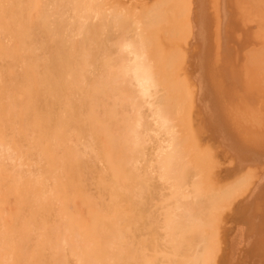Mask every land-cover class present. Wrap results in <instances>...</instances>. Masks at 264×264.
Listing matches in <instances>:
<instances>
[{"label": "rangeland", "instance_id": "rangeland-1", "mask_svg": "<svg viewBox=\"0 0 264 264\" xmlns=\"http://www.w3.org/2000/svg\"><path fill=\"white\" fill-rule=\"evenodd\" d=\"M48 1V5L46 4V7H48V9H49V7H51L50 5H51V2L49 1V0H47ZM61 2H59V6H57V0L55 1L56 2V4H55V2H53L58 8H54V6H52L51 8H52V13H53V16L55 17V21L56 20H58L57 22L58 23H56L58 26V29H59V26L62 24V26H64L63 25V23H61V21L63 20V19H66V21L67 22H71L72 24H76L77 26H74V25H71V23H69V32L68 31H64L65 30V26H64V30L63 29H59V30H57L56 31V29L54 30V33L53 32H51V30H49V29H47L48 28V24H46V23H48V15H50V13L49 14H47V17H46V19H47V22H46V20H45V23H44V28H45V30H44V32H45V34H47V30H48V32L50 33V35L49 34H47V35H43V37H47L46 39H44L45 41H44V44L46 45V47L45 46H43L42 48H46V50H44V52L45 53H47V55H52V54H54V56L55 55H57L58 54V52L60 51V53L57 55V56H60L61 55V57H63V60H64V58L66 57V60H64L63 61V63H72V64H74L77 68H79L80 69V66H81V68L83 69V65H84V63H86L87 64V62H90V63H88V66L90 67L91 66V64H92V67H94V69H92V67H88L86 64H85V67H84V69L85 70H87L88 68V72L90 73H85L84 72V74L87 76H85L84 77V75H83V80H82V82H85V84H86V89H87V92L86 93H88V92H90V93H88V95H89V98L91 99L90 100V113H91V116H90V128H91V136H92V138H91V140L93 139V141H95V143L93 142V141H91V153L93 154V155H95L94 157H96L95 158V160H94V158H93V161H92V163L94 162L95 163V165L94 164H92L91 163V165H92V170H93V173H95L94 174V176L96 177V176H105L106 178H108V180H110V181H108L106 178V181H107V184L109 185V186H111V188H112V185H113V183L115 182L114 181V177L115 176H117V177H120L121 179H119V181H120V185H119V189L117 190L118 192H120V194H122V192L123 193H125L124 195L122 194L121 195V198L123 199V201H124V203H126V204H124L123 202H122V205H123V210H124V216H123V240H124V245L126 246L125 247V249H127L128 251H126L127 253H130V254H128V255H126V258L128 259V262L130 263V257L131 256H135V257H138L139 258V263H141V264H175V263H178L177 261H179V263L181 262V261H185V262H188V263H195V264H199V263H201V262H199L200 260H202V259H205V262H204V264H213V260H214V263L216 264V262H217V264H218V262H219V264H225L226 263V261H227V264H229V263H231V264H234V263H232V261L230 262V258L232 259V257H230L229 258V260H228V257H226V254H228L227 256H232V254H234L235 252H233V246L235 247L234 248V250L236 251V249L238 250L239 249V252H243V251H240V248H242V244H244L243 246H244V248L243 249H245V251L247 252V250H246V248H247V246L248 245H250V250H251V248L252 249H256L257 247H259V245L256 247L255 245H256V243H261L262 242V244H263V239H264V234H262V237H263V241L261 240V230H260V228H262V227H257L256 225V223L258 222L259 223V226H261V223H263L264 224V222H262V221H264V219H262V221H258V220H256L254 223L256 224V225H252V226H254V227H257L258 228V231L256 230V231H253L254 230V227H253V229H250V230H252V232L253 233H250V234H253V240L255 241V240H257V239H254V236H256V238H260V240L261 241H256V243L255 244H253V242L254 241H252L251 239H252V236H250V235H248L247 236V234L249 233V231H247V228H251L252 226L250 225V224H248V226H246V223L248 222V221H246V217H249V216H247V215H245V217H244V214H245V212L248 210V209H250V208H246L245 206H248V205H245L244 206V204L245 203H247V204H249L248 202H250L249 200H250V195H251V197L252 196H254V193H257L258 195H259V193H260V195H259V197H258V200H259V198H264V195H263V197H262V193H264V191L262 190L264 187L263 186H261L262 187V189H259V188H261L259 185H264V170H263V167H264V151H262L261 150V152H263L262 154H263V156H261V157H259V156H257L259 153H260V151H259V153H255V155H256V157H255V155H254V152H252V150H249V151H247L248 149L246 148L245 149V145H248L249 146V144H251V146L253 147V148H255L258 144L257 143H262L261 145H259V146H261V148H263V150H264V146H263V142H264V138L263 139H261L262 137H264V134H262V135H260L259 137H261V138H259L256 134H254V132H253V130H255V125H257V129L256 130H258L257 132L260 134V129H262L261 128V126H262V124L261 123H263V118H264V114H262V113H264L263 112V110L262 109H264L263 108V105H264V97L263 96H259V94L257 95L256 94V97L257 98H259V97H261L260 99H262V100H258V101H256V102H259L257 105H256V103H255V100H254V103H255V106H250L249 104H248V102L250 101L251 102V100H249L248 102H246V96H248V99H249V95H251V93L252 94H254L255 95V89L256 90H260L261 91V94L263 93V91H262V89H264V78H262V77H264V47H262V46H260V45H262V44H260V43H262V42H258L259 40L258 39H260L261 41L263 40V39H261V36L262 35H260L261 34V32L262 33H264V21L262 20H260L261 22H259V19H260V16H258L255 12H256V10H255V7L253 6V3L251 2V0H235V1H233V0H223L222 2H224L222 5L224 6V4H225V7H228V5L230 6V8H225V7H223V9H224V15L226 16V17H228V18H226V20H225V24L223 25V28L224 29H222V28H219L218 26H219V24H218V22L220 21L221 22V24H223L222 23V20L220 19V20H218V13H220L219 11L217 12V7L218 6H220L221 5V1L219 2L218 1V3H220V5L217 3V0H214L213 2H215V3H213V2H211L212 3V5H211V8L214 6V7H216L215 9V11L217 12V14L216 15H213L214 17H212L213 19H215V21H212L213 19L212 18H209V17H211L210 15L212 14V13H214L215 11H213L212 12V10H214V9H211V8H208V7H210V5L209 6H207L208 4V2H209V4H210V0H203V1H201V0H198V2H197V0H189V2H188V0H185V1H183V0H167L168 2H169V4L170 5H168V3H166L165 5H164V0L162 1V0H154L155 2H157V3H155L153 0H151V1H153V2H149L148 1V6H146V2H145V0H89V4H88V14L86 13V15H87V21H88V24L89 25H93L92 27L90 26V28H91V30H90V28L87 26V25H81V21H80V19H81V15L79 16L78 15V9L81 7L80 5H84V4H75L73 1H72V4H71V0H60ZM127 1V2H126ZM134 1H136V3L134 2ZM142 2L141 4L139 3V2ZM143 1L145 2V3H143ZM159 1H161V2H159ZM166 1V0H165ZM191 1H192V3H191ZM193 1H196V2H193ZM205 1V2H204ZM212 1V0H211ZM230 3V1H232V2H235V4H238V6H239V4H241L240 6L242 7L243 5H245V6H247V7H245V6H243L244 7V9H245V14H247V17H248V13L250 12V14L249 15H251V18L254 20V18H253V15L254 16H256L257 18L256 19H258V22H257V20L255 19L254 21H252L251 22V20L249 21L250 23H252V24H249V23H247L246 25L245 24H242V23H245L243 20H246V19H249V18H246V15L243 13H241V11H239L241 14H242V17L243 16H245L244 17V19L241 17V15L239 16V13L238 14H236V9H237V5H234L233 6V3H228V2ZM68 2H70V3H68ZM104 2V3H103ZM117 2V3H116ZM186 2H188V3H186ZM238 2V3H237ZM243 2V3H242ZM52 3V4H53ZM60 3L61 4H63L64 5V9L63 8H61L60 7ZM65 3H67V4H65ZM131 3V4H130ZM138 3V4H137ZM151 3H153V5H150L149 6V4H151ZM178 3V4H177ZM189 3H191L190 5H189ZM195 3H196V9L194 8H192L191 9V6L192 7H194L195 6ZM25 4L29 7V8H32V7H35V8H39L40 6H41V4H42V1L41 0H35L33 3H32V0H28V1H25ZM70 4L71 5H74L75 6V10L74 9H71L72 7H74V6H70ZM120 4V5H119ZM135 4V5H134ZM143 4H145V6L143 5ZM158 6H157V5ZM200 4H201V6H200ZM232 4V5H231ZM247 4V5H246ZM115 5V6H114ZM138 5V6H137ZM142 5V7H146L145 9L144 8H142V7H140ZM154 5H156V6H154ZM162 5H164V6H162ZM166 5H168V7H166V9H165V6ZM190 7H189V6ZM194 5V6H193ZM221 5V6H222ZM62 6V5H61ZM68 6V7H67ZM76 6H78V7H76ZM80 6V7H79ZM127 6H129V7H127ZM151 6H154L153 8L151 7ZM178 6V7H177ZM180 6V7H179ZM186 6H187V10L185 9L186 8ZM207 6V10L205 9V7ZM220 6V7H221ZM63 7V6H62ZM68 9H67V8ZM148 7H149V9H148ZM162 7H163V10H164V12H163V10H162ZM182 7V8H181ZM200 7V8H199ZM213 7V8H214ZM220 7H218V8H220ZM232 7H234V8H232ZM63 9V10H60V9ZM78 8V9H77ZM111 8V9H110ZM158 9V8H161L160 9V11L158 12V13H156V11H158V10H155V9ZM183 8H184V10H183ZM188 8H190L191 10H192V14H189V11L191 12V10L190 9H188ZM198 8V9H197ZM204 8V9H203ZM231 8H232V10H231ZM250 10H249V9ZM48 9H47V11H48ZM73 10V13H69V11L68 10ZM136 9V10H135ZM139 9V10H138ZM143 9V10H142ZM208 9H210L209 11H210V13L211 14H209V11H208ZM226 9H229V10H226ZM234 9V10H233ZM239 9V8H238ZM60 10V11H59ZM107 10V11H106ZM109 10H111L110 12H108ZM161 10H162V12H161ZM176 10V11H175ZM197 10V11H196ZM200 10H203V11H200V14H199V11ZM219 10H221V9H219ZM240 10V9H239ZM249 10V11H248ZM61 11H63V14H60L61 13ZM64 11L66 12V13H64ZM77 11V12H76ZM120 12V14H119V12ZM122 11H123V13H122ZM132 11V12H131ZM147 11V12H146ZM153 11H154V13H153ZM181 11H182V13H181ZM183 11L185 12H188V15H187V13L185 12V14L183 13ZM195 11V12H194ZM208 11V12H207ZM230 11H234L233 13L235 14V15H238V17L237 16H235L232 12H230ZM255 11V12H254ZM59 12V13H58ZM71 12V11H70ZM107 12V13H106ZM132 14H131V13ZM146 12V13H145ZM152 12V13H151ZM160 12H161V14L163 15L162 17L164 18V19H162V17L160 16L161 14H160ZM166 12V13H165ZM194 12V13H193ZM197 12V13H196ZM221 12H223V11H221ZM227 12V13H226ZM248 12V13H247ZM253 12V13H252ZM116 13H117V15H116ZM127 13V14H126ZM136 15H135V14ZM140 13H145V16H143V15H141ZM156 13V14H155ZM180 13V14H179ZM203 13H205V15L203 14ZM228 13H232L233 14V16H232V14H228ZM252 13V14H251ZM54 14H56V15H54ZM62 15V18H61V20H59L58 19V17H59V15ZM79 14H82V13H79ZM91 14H92V16H91ZM93 14H94V16H93ZM98 14H100V15H98ZM112 14V15H111ZM131 14V15H130ZM149 14V15H148ZM151 14V15H150ZM154 14L155 15H159L158 17H160L161 19L159 20V18L157 17V19L158 20H154L155 19V17H154ZM165 14H168V15H166L165 16ZM178 14H179V18H187L188 16V18H190L191 20H192V24L189 22L190 20L187 18V20H189L188 22L186 21V20H184V22H183V19L180 21V19H177L178 18ZM196 16H195V15ZM200 15V17H199V15ZM202 14V15H201ZM208 14V15H207ZM215 14V13H214ZM221 14V13H220ZM220 14H219V16H220ZM63 15H65V16H63ZM74 15V16H73ZM83 15V14H82ZM113 15H114V17L116 18V20L117 21H115V18L113 17ZM135 15V16H134ZM139 16V17H136V16ZM170 15V16H169ZM177 15V16H176ZM182 17H181V16ZM191 15H193V17H191ZM56 16H58V17H56ZM77 16H79L80 17V19L78 20L76 17ZM84 17H85V15H83ZM109 16V17H108ZM114 18H112V17ZM123 16V17H122ZM140 16H141V19H140ZM146 16H148V17H146ZM169 16V17H168ZM172 16V17H171ZM176 16V17H175ZM186 16V17H185ZM202 16V17H201ZM215 16H216V18H215ZM232 16V18H230V17ZM61 17V16H60ZM59 17V18H60ZM91 17V18H90ZM94 17H96V18H94ZM104 17V18H103ZM120 17H122L123 19H124V21H122L123 19L122 18H120ZM176 19H175V18ZM196 17H197V20L201 23L200 25H202L203 27H202V30L201 31H203V32H200L201 34H203V36L204 37H202L201 36V34H200V36L202 37V39H203V41L201 42L200 41V38L201 37H198L199 36V34H197V32L195 31L196 29H197V31H199V29H201V27H200V25H198V21L196 20ZM198 17L200 18V19H202V22L198 19ZM221 17V16H220ZM241 18V23H239L240 21V18L239 19H237V18ZM95 20H94V19ZM97 18H99V20L97 19ZM110 18L111 20H109V22L107 21L108 19ZM119 18L121 19V20H119ZM131 18V19H130ZM142 18H144V20L142 19ZM148 18H149V20H148ZM166 18V19H165ZM173 18V19H172ZM207 18V19H206ZM235 18V19H234ZM263 18V17H262ZM71 21H70V20ZM84 19V18H83ZM92 19V20H91ZM101 19V20H100ZM133 19V20H132ZM134 19H135V21H134ZM140 21H139V20ZM193 19H195L194 21H193ZM235 20V22H231V21H234ZM78 20V21H77ZM102 20H104V21H102ZM126 20V21H125ZM176 20V21H175ZM224 20V19H223ZM231 20V21H230ZM236 20L237 21H239V22H236ZM72 21H75V22H72ZM94 21H95V24H94ZM97 21V22H96ZM129 21H131V22H129ZM138 21H139V23H138ZM149 21V22H148ZM156 21V22H155ZM157 21L159 22L160 21V23H157ZM207 21V22H206ZM228 21V22H227ZM248 20H246V22H247ZM256 21V22H255ZM38 22H39V20L36 22V24H37V26L33 23V20L32 21H29V23L27 24V30H28V33L29 34H34L36 31H37V29L38 28H40V26L38 25ZM105 22V23H104ZM117 22H118V24H117ZM122 22H123V24H122ZM129 22V23H128ZM142 22V23H141ZM165 23V25H163V24H161V23ZM167 22V23H166ZM175 22V23H174ZM177 22H179V23H177ZM197 22V23H196ZM209 22H211V23H209ZM217 22V23H216ZM263 22V23H262ZM92 23V24H91ZM104 25H103V24ZM113 25H112V24ZM116 23V25L114 26V24ZM131 23V24H130ZM133 23V24H132ZM141 23V24H140ZM173 23L175 24V26L173 25ZM180 23H184L183 25H177V24H180ZM189 23V24H188ZM208 24L207 26L205 25V24ZM212 23H214V25H215V23L217 24V26L216 27H214L213 26V24ZM226 23H227V25H226ZM231 23V24H230ZM233 23V24H232ZM242 24V27H240V25ZM258 23H260V24H258ZM79 24V25H78ZM86 24V23H85ZM106 24V25H105ZM127 24V25H126ZM158 26H157V25ZM163 25V26H161V25ZM168 24H169V26H168ZM185 24L188 26V25H190L191 24V26L193 27L194 25V28L193 29H190V31H192V33L193 34H191V32L189 31H187V32H185L187 29H188V27H190V26H185ZM221 24H220V27H221ZM231 25L230 27H229V25ZM237 24H238V26H239V28H238V26H237ZM257 25V27H256V25ZM97 27L98 25V27L99 28H101V26H102V29H100V30H97L96 31V29H98V27L96 28L95 26ZM118 25H120V27L118 26ZM129 25H130V27H129ZM134 25V26H133ZM142 25V26H141ZM155 25V26H154ZM167 25V26H166ZM197 25L200 27V28H198L197 27ZM225 25H226V27H225ZM232 25H234L235 27H233V28H231L232 27ZM248 25V26H247ZM251 25H254V26H251ZM62 26H60V28L62 27ZM106 28H105V27ZM111 26V27H110ZM114 26V27H113ZM123 26V27H122ZM125 26H127V28L125 27ZM132 26V27H131ZM145 26V27H144ZM174 26V27H173ZM182 26H184L185 28H183ZM206 26V27H205ZM227 26L229 27V28H227ZM260 26V27H259ZM82 27L84 28H88L87 29V31H84L85 30V28L84 29H82ZM113 27V28H112ZM116 27V28H115ZM118 27L122 30V29H124V30H122V32H121V30L120 29H118ZM129 27V28H128ZM160 27V28H159ZM176 27V28H175ZM178 27V28H177ZM210 27V28H209ZM244 27H245V29H244ZM248 27V28H247ZM251 27H252V29H251ZM78 28V30L76 31L75 29H77ZM79 28L81 29L80 31H81V33L83 34V35H81V33H79V35L80 36H82L80 39L78 38V36H77V33L79 32ZM96 28V29H95ZM103 28H105V30L103 29ZM110 28V29H109ZM135 28V29H134ZM140 28H144V29H140ZM158 28V29H157ZM181 28H183V29H181ZM207 28V29H206ZM227 28V29H226ZM231 28V29H230ZM250 28V29H249ZM254 28V29H253ZM255 28H257V29H255ZM259 28L261 29V30H259ZM67 29V28H66ZM67 29V30H68ZM107 29H109V30H107ZM115 29V30H114ZM126 29H128V30H126ZM134 29V30H133ZM167 29V30H166ZM184 29H186L185 31H184ZM212 29H213V31H212ZM215 29V30H214ZM216 29H218V30H216ZM229 29V30H228ZM237 29H238V31H237ZM247 29H249V30H247ZM60 30H62L63 31V33H62V31H60ZM72 30V31H71ZM91 31V35H90V31ZM104 30V31H103ZM112 30V31H111ZM115 32H114V31ZM182 30V31H181ZM194 30V31H193ZM207 30V31H206ZM222 30V34H221V32H219V31H221ZM236 30V31H235ZM240 30H243V32L244 31H246V33L244 32H239ZM251 30H253V31H251ZM255 30V31H254ZM257 30V31H256ZM58 31H59V33H58ZM71 31V32H70ZM97 32V34H96V32ZM99 31V32H98ZM102 32V34H101V32ZM107 31V32H106ZM108 31H109V33H108ZM119 31V32H118ZM125 31H126V33H125ZM128 31H129V34H127L128 33ZM138 31V32H137ZM157 31V33H155ZM185 33H184V32ZM219 32V34H220V36H223V39L221 40V41H219V39H218V37H219V35H218V33L217 32ZM230 31L232 32V33H230ZM236 32V33H233V32ZM256 32V33H258L257 35H256V33L255 34H252V35H254V36H249V35H251L250 34V32ZM260 33H259V32ZM64 32H66V34L64 33ZM75 34H73V33ZM85 32H87V33H85ZM89 32V33H88ZM105 32V33H104ZM121 32V33H120ZM211 32H214V33H211ZM228 32L230 33L229 35L230 36H232V38H234V40L228 35ZM55 33H57V35L55 34ZM61 33V34H60ZM93 33H94V35H93ZM100 33V34H99ZM106 33H108V34H106ZM111 33V34H110ZM113 33V34H112ZM118 33V34H117ZM123 33V34H122ZM146 35H145V34ZM152 33V34H151ZM170 33H171V35L174 37H172L171 38V36H169L170 35ZM186 33H190L189 35L187 34V35H184V34H186ZM226 33V34H225ZM239 33H243V34H246V36H245V38L242 40V34H239ZM247 33H249V35L247 34ZM52 34V35H51ZM59 34V35H58ZM63 34H65V35H63ZM68 34H70V36L72 37V38H70V36L68 35ZM71 34H73V35H71ZM88 34V35H87ZM99 34V35H98ZM107 35V37L108 38H106L105 39V35ZM117 34V36L116 37H114L113 38V35L115 36ZM131 34H133V35H131ZM175 34L177 35V37H175ZM206 34V35H205ZM217 34V35H216ZM55 35V37H53ZM85 35V36H84ZM90 35V36H89ZM100 35H103V36H101L100 37V39H101V41H99L98 39H99V36ZM109 35V36H108ZM112 35V37L111 38H113L114 39V41L110 38V36ZM119 35H120V37L121 38H119ZM122 35V36H121ZM124 35V36H123ZM128 35H131V36H128ZM197 35V36H196ZM208 35V36H207ZM216 35V39H215V37L213 38V36H215ZM229 36V38H228V36ZM239 35H241L240 37H239V39H240V41H239V39H238V36ZM259 35H260V38H259ZM50 36H52L53 38H50ZM87 36V37H86ZM133 36L135 37V38H133ZM137 36V37H136ZM150 36H152L151 37V39H150ZM169 36V37H168ZM186 36L188 37V36H190L191 38H190V41H192L191 39H192V37L194 38V42H196L197 40V42L195 43L196 44V46H194L193 45V47H195V48H197V47H199V49L197 48L196 50L192 47V46H190V44H191V42L189 43V42H187V41H189V37H188V39H186ZM235 36V37H234ZM244 36V35H243ZM250 38V39H248V37ZM255 36H258L257 38L255 37ZM61 37L63 38V40L61 39ZM103 37V38H102ZM125 37H126V39H125ZM131 37V38H130ZM149 37V38H148ZM197 37H198V39H197ZM207 37H209V38H207ZM246 37H247V39L248 40H246ZM252 37V38H251ZM255 38V40L257 39L258 41H255L254 40V38ZM263 37V36H262ZM49 38V39H48ZM59 38V39H58ZM69 38V39H68ZM87 38V39H86ZM90 38H91V40H90ZM93 38V39H92ZM109 38L111 39L110 41H108L109 40ZM137 38V39H136ZM146 38H148V39H146ZM176 38V39H175ZM178 38V39H177ZM211 38H213V39H211ZM220 39L222 38V37H219ZM236 38L238 39V40H236ZM264 38V37H263ZM64 39H65V42H64ZM74 39H76V40H74ZM81 39H82V41H81ZM83 39H85V40H87V42L86 41H84ZM104 39V40H103ZM129 39H130V41H132V42H130L129 41ZM140 39V40H139ZM184 39H186V40H184ZM201 39V40H202ZM218 39V40H217ZM231 39V40H230ZM253 39V40H252ZM50 40V41H49ZM60 42V40H62V42H60L59 43V45H56V44H58V42ZM74 40V41H73ZM93 41V42H90V41ZM106 40V41H105ZM127 42H126V41ZM135 40V42H133ZM148 40V41H147ZM161 40V41H160ZM183 40H184V43L185 42H187V43H185V45L187 44L188 45V48L189 49H187V51L188 50H190L191 51V53H192V48H193V50H195V51H197L196 53L194 52L193 53V55L191 54V53H188V52H190V51H188V52H185V53H182V51L180 50L182 47L180 46V45H182V46H184L181 42H183ZM212 40L214 41V42H212ZM223 40H225L223 43H222V41ZM233 40V41H232ZM97 41H99V42H97ZM117 41V44L115 43ZM118 41H120V42H118ZM178 41H180V42H178ZM199 41L201 42V43H199ZM243 41V42H242ZM248 41H249V43H248ZM45 42H49L48 43V45H47V43H45ZM53 42V43H52ZM68 42H69V44H68ZM81 43V44H78L77 45V43ZM84 42H85V44H84ZM129 42V43H128ZM145 42H147V43H145ZM193 42V43H194ZM211 42V43H210ZM221 44H220V43ZM231 44V43H233L232 45H229V43ZM236 42H238V45H239V48H238V45H236L237 43ZM244 42H245V46H244ZM246 42L248 43V44H250L249 45V48H250V51L248 52V49H246L247 47H248V45H247V47H246ZM253 42V43H252ZM256 42V43H255ZM52 43V44H51ZM54 43H55V45H54ZM86 43L90 46H88V45H86ZM98 43V44H97ZM102 43H103V45H102ZM107 44V45H105V44ZM115 43V44H114ZM128 43V47L125 45V44H127ZM131 43V44H130ZM139 45V47H137L138 45ZM151 43V46L149 45ZM174 43V44H173ZM177 43H179V44H177ZM192 43V44H193ZM210 43V44H209ZM212 43H216V46H215V44H213L212 45ZM236 43V44H235ZM258 43V44H257ZM263 43H264V41H263ZM51 44V45H50ZM75 44V45H74ZM101 45V47H100V45ZM111 44V45H110ZM112 44H113V46H112ZM122 44V45H121ZM143 44H144V46H143ZM201 44H203V45H201ZM253 44H257V45H255V46H253ZM63 46V49H62V46ZM72 45V46H71ZM81 45V46H80ZM96 45H99V46H96ZM114 45L116 46V45H118V46H120V47H115L114 48ZM131 45V46H130ZM136 45V46H135ZM170 45V46H169ZM179 45V46H178ZM207 45V46H206ZM208 45H210L209 47H208ZM218 45H221L222 46V48H220L221 50H222V52L223 53H221L222 54V56L221 55H219V56H221L222 57V59H221V57H218V56H216L217 58H216V61H215V56H214V58H213V60H214V62H217L218 60H219V62H217V63H219L217 66L219 67H215L214 65H216L217 63H214V62H211L212 64H213V66L210 64V62H209V66H211V67H215V69H217V70H215L214 68H211V69H209V67L206 65V63L205 62H207V61H209V60H207L208 58H210L211 57V55H212V52H210V51H214L215 52V50H214V48L216 49L217 47H218ZM227 45V46H226ZM228 45H229V47H228ZM241 45V46H240ZM260 47H259V46ZM52 46V47H51ZM67 48H66V47ZM69 46V47H68ZM77 47V49H76V47ZM85 46V47H84ZM95 46L97 47V48H95ZM109 46H111V47H109ZM124 46V47H123ZM146 46V47H145ZM177 46H178V52L177 51H175V50H177ZM201 46H202V48H201ZM215 46V47H214ZM224 46V47H223ZM237 46V49L239 50V52L237 51V49L235 48ZM243 46V47H242ZM251 46H253V48L255 49H253ZM264 46V45H263ZM47 47H49L48 49H47ZM74 47V48H73ZM78 47H81V48H78ZM87 47V48H86ZM106 48V51L104 52V50H103V48ZM130 47V48H129ZM142 47H145V48H142ZM181 47V48H180ZM185 47V46H184ZM192 47V48H191ZM213 47V48H212ZM243 48V49H241V48ZM257 47H259L258 49H256ZM89 48V51L90 52H86L87 50H84V49H88ZM101 48V49H100ZM107 48H108V50L110 51H108L107 50ZM111 48V49H110ZM114 48V49H113ZM135 50H134V49ZM139 50H138V49ZM164 48V49H163ZM185 48H187V46L185 47ZM184 48V49H185ZM209 48V49H208ZM230 48V49H229ZM3 49V46L1 45V42H0V74L3 72V68H2V61H4V60H6V64H8L7 66H9V68H8V70L9 71H7V75L6 76H3V78H9V79H16V78H25V77H31V76H27V75H22V74H20V73H22V72H24V68H18V67H14V69H10V62H11V64L13 63L12 62V60L9 58H6V59H4V56L2 55L3 54V52H5V51H3L2 50ZM61 49L63 50V51H61ZM68 49V50H67ZM83 49V50H82ZM98 51H96V50ZM115 51L116 49V53L117 54H114V51ZM122 49V50H121ZM125 49V50H124ZM149 49V50H148ZM166 49H168L167 51H166ZM228 49V50H227ZM232 49V50H231ZM244 49H245V51L247 50V52H245L244 51ZM40 49H33L32 50V52L30 53L31 55H33L34 53H35V56H36V53H37V57L38 58H40V56H41V53H42V51H39ZM77 51V53H76V51ZM94 50H95V52L96 53H94ZM123 51L122 53H124L125 51V55H124V57L126 58H124L123 57V55H122V53L120 52V51ZM131 50V52H133V53H131V52H129V51ZM142 50H143V52H142ZM148 50V51H147ZM180 50V51H179ZM186 50V49H185ZM184 50V51H185ZM198 50H199V52H198ZM205 50V51H204ZM233 50H235L234 51V53L232 54V52H233ZM241 50V51H240ZM58 51V52H57ZM73 51V52H72ZM80 53H79V52ZM85 51V52H84ZM141 53H139V52ZM174 51V52H173ZM183 51V52H184ZM208 51V52H207ZM216 53H218L220 50H218V48L216 49ZM232 51V52H231ZM243 51V52H242ZM255 51V52H254ZM63 52H65V55H64V53ZM70 52H72V54H73V56L70 58V56H71V53ZM83 52V53H82ZM147 52V53H146ZM148 52H150V53H148ZM179 52H181V53H179ZM206 52V53H205ZM221 52V51H220ZM235 52H236V55H238V56H236V58H235ZM263 52V53H262ZM78 53H79V56L80 55H82V61L84 62V63H82L81 64V62L82 61H80V58H81V56H80V58L78 59ZM84 53L85 54H88V57L90 58V61H88L87 60V57H85V56H87V55H85L84 56ZM99 53H101V54H99ZM138 53V54H137ZM145 53V54H144ZM157 53H158V55H157ZM172 53V54H171ZM177 53V54H176ZM186 53H188L187 54V56L188 55H192V56H194V58L193 57H191V58H193L194 59V61H198V62H196V68H198L197 67V63H200V61L202 60V62H201V64H198V66H199V68H201L200 67V65L202 66V70L201 71H203V69H204V65L205 66H207V68H208V70L210 71V72H212V73H214V77H216V78H218L219 76H220V80H223V82L221 81V83L222 84H220V81L218 80V82L215 80V79H213L212 78V80H215V81H211V78L209 79L211 82V84L213 83L214 84V82H216L215 84H217V85H213L212 84V88H213V90L216 92V94H217V92L218 91H216V89H215V86H217L216 88L218 89V90H220L221 92H220V94H219V92H218V94H219V96L220 95H222L223 96V100L225 99V100H227L228 102L229 101H231V100H237V106H236V103H235V101L232 103H230V106L229 107H232V108H235L236 109V114L238 113L237 111H239V112H241V113H245L244 115L243 114H241V113H239V115H236L235 114V111L234 110H232V108L231 109H228L227 110V108H229V107H227L226 108V111L227 112H229L228 114H230L231 115V117L232 116H234L233 117V119L231 118V117H225V116H223L224 114H222L221 116H223V117H225V119H228L229 118V120L230 119H232V121L230 120V121H228V122H219V123H216V124H218V126L219 125H221L222 127H224V125L222 124V123H226V128H223L222 130H224V132H223V135L221 134V135H219L220 136V138H216V136L218 135H216L215 136V134H212V133H216V128L214 127V125L212 124V122L214 123L216 120H213V119H215L216 117H217V113H215V116H213V117H215V118H213V117H210L209 115L210 114H214V110H212L213 111V113L211 112V113H208L210 110H208L209 108H207L209 105H206L207 103H209L210 104V102H212L209 98H211V95H213L214 93H211L210 91H208V90H205V88H208L209 89V87H205L204 89H203V94H202V92H201V88H200V91H199V89L198 90H196L195 92H194V89H193V87L195 86V85H198V86H195V87H197V88H199V84H198V82H197V79H199V78H197V79H195V80H193L195 77H197V75L196 74H200L201 75V71H200V69L198 70V72L199 73H196L197 72V70H195L194 68H195V66H192V67H190L189 66V68L187 67L188 65H190V64H188L189 62H191V65H193L192 63H194V61L192 62L191 60H190V57L188 56V59L186 60ZM209 53H210V55H209ZM238 53V54H237ZM244 55H243V54ZM94 54H96V56L94 55ZM98 54V55H97ZM103 54V55H102ZM105 54L107 55V54H109L110 56H108L107 55V57L105 56ZM135 54V55H134ZM143 54V55H142ZM149 54V55H148ZM151 54H152V57H151ZM160 54V55H159ZM164 54V55H163ZM176 54V55H175ZM179 54V55H178ZM181 54L182 55H185L186 57H185V59H184V57L183 56H181ZM196 54H198L197 56H196ZM203 56H202V55ZM215 54V53H214ZM213 54V55H214ZM220 54V53H219ZM227 54H228V56H227ZM68 55V56H67ZM122 55V56H121ZM132 55V56H131ZM135 57H134V56ZM138 55L139 56H141V58H142V60H141V58H139L138 57ZM209 57H208V56ZM212 55V56H213ZM215 55H218V54H215ZM241 55H243L244 56V60L243 59H241V58H243V56L241 57ZM53 56V55H52ZM91 56V57H90ZM103 56H104V58H103ZM115 56H116V58H115ZM120 56V57H119ZM157 56V57H156ZM172 56L174 57L175 56V58H176V56H177V58H176V60H175V58L173 59L172 58ZM200 56H202V57H200ZM207 56V57H206ZM231 56H232V59H231ZM256 56V57H255ZM257 56H259L258 58H257ZM5 57H8V55L6 54L5 55ZM56 57V56H55ZM54 57V58H55ZM93 57H94V59H93ZM100 57V58H99ZM119 57V58H118ZM121 57H123V58H121ZM138 57V58H137ZM170 59H169V58ZM182 57H183V59H182ZM197 57V58H196ZM199 57H200V59H199ZM206 57V58H205ZM226 57H227V59H226ZM230 57V58H229ZM48 59H50V57L48 56L47 57ZM46 58V59H47ZM75 58V59H74ZM97 58H99L98 60H97ZM103 58V59H102ZM145 58V59H144ZM156 58H159V59H156ZM168 58V59H167ZM195 58H196V60H195ZM218 58H220V59H218ZM234 58L237 60L238 58V60H237V63L238 62H240L239 64H237V63H235L236 61H233L234 60ZM3 59V60H2ZM92 59V60H91ZM96 59V60H95ZM112 59V60H111ZM117 59H121L120 60V62H119V60H117ZM130 59V60H129ZM133 59H137L136 61L134 60V63H136V64H133ZM140 61H139V60ZM172 59V60H171ZM211 59H212V57H211ZM243 60V62L241 61V60ZM247 59H249L248 60V64L246 63V60ZM35 60V59H34ZM87 60V62H85ZM117 60V61H116ZM122 60H124V61H122ZM146 60L148 61V62H151V63H148V65L146 64L147 62H146ZM168 60H171L170 62L168 61ZM177 60H179V62L177 61ZM186 60V61H185ZM230 60V61H229ZM240 60V61H239ZM65 61H67V62H65ZM92 61V62H91ZM115 61V62H114ZM122 61V62H121ZM128 63H127V62ZM158 61V62H157ZM163 63H162V62ZM174 61V62H173ZM175 61H176V63H177V65H176V67L178 68H176V67H174L173 68V66L175 65ZM182 61H184L183 62V64H185V62L188 64V65H183L182 64ZM221 61V62H220ZM245 61V62H244ZM24 62V61H23ZM39 63H38V65H37V67H36V69H33V67L31 66L33 63H28V62H25L21 67H26V68H29V69H31V71H35V70H40L41 69V71H42V69H43V66H42V64H41V62L40 61H38ZM99 62V63H98ZM113 62L116 64V65H114L113 64ZM117 62V63H116ZM169 62V63H168ZM225 62V63H224ZM133 64L132 66H131V64ZM141 64V67H139V65H137V64ZM143 63V64H142ZM152 63H153V65H152ZM170 63H173V64H171V66H169L170 65ZM250 63H252V64H250ZM35 64H37L36 62H35ZM41 64V65H40ZM79 64V66H77ZM93 64H95V65H93ZM118 64V65H117ZM122 64H124V66L122 65ZM128 64H130V66L128 65ZM161 64H163V65H161ZM166 64H168V65H166ZM180 64V65H179ZM231 64H232V66H231ZM235 64V67L233 66ZM236 64H237V66H236ZM244 64V66L246 67V69H244L245 67H243L242 65ZM101 65V66H100ZM108 65H112V66H109V68L107 69V67H108ZM142 65H144L145 66V70L146 71H148V73L149 72H151L152 70H153V68H156V71L155 70H153V72H151V74H149V77H151V76H153V78L156 80L157 79V82L153 79V78H151L152 79V81H155L156 83V86H157V88L156 89H154L153 88V90L150 88L149 89V91L151 90L152 92H154V93H151V91L150 92H147V93H145V95L144 94H142V92L141 91H139L140 89H138L139 87H138V85L136 86V82L134 83V77H133V75H132V73H131V71H134V68L136 69V66H137V69H142L144 66H142ZM151 65V66H150ZM157 65V66H156ZM164 65H166V66H169V67H171V68H168V67H164ZM96 66H97V68H96ZM124 68H123V67ZM148 66H150V67H148ZM152 66H153V68H152ZM162 66V67H161ZM183 66V67H182ZM242 66V67H241ZM100 67V68H99ZM185 67H187L189 70H190V68L191 69H193L192 71H194L195 73H193V72H191V73H193V74H195L196 76H194L193 74H191L190 75V77H189V71L188 72H185L184 71V69L186 70L187 68H185ZM194 67V68H193ZM233 67H234V69H233ZM243 68L244 69V72L243 71H239V70H242L241 68ZM111 68H113V69H111ZM119 68V69H118ZM149 68V70H147ZM162 68V69H161ZM166 68H168V70L170 71V73H169V71H167V70H165ZM206 68V67H205ZM239 68V69H238ZM106 69L108 70V71H106ZM123 69V70H122ZM125 69V70H124ZM170 69H172V70H170ZM228 69V72L226 71ZM229 69H230V71H229ZM235 69H237V70H235ZM250 69V70H249ZM252 69V70H251ZM91 70V71H90ZM94 70H96L98 73H102L101 75H99L96 71H94ZM127 70L129 71V72H127ZM142 70H144V68L142 69ZM151 70V71H150ZM179 70V71H178ZM213 70V71H212ZM248 71V73L247 72H245V71ZM93 71V72H92ZM157 71H158V73H157ZM166 71V72H165ZM172 71H173V73H172ZM183 71L186 73H183ZM187 71V70H186ZM217 71V72H216ZM221 71V72H220ZM234 71V72H233ZM236 71H239V72H237V73H235ZM250 71H252V72H250ZM262 71V72H261ZM32 72V73H33ZM181 74L180 76H179V73ZM204 72V71H203ZM209 72V73H210ZM220 72V73H219ZM223 72V73H222ZM227 72V73H226ZM230 72V73H229ZM241 72V73H240ZM256 72V73H255ZM31 73V74H32ZM93 73V74H92ZM155 73H157V76H155ZM162 73V74H161ZM167 73H169L168 75H167ZM206 73H207V70H206ZM208 73V74H209ZM215 73H218V74H220L218 77L215 75ZM249 73H251V75L249 74ZM122 74V75H121ZM126 74H127V76H126ZM158 74H159V76H158ZM167 76H166V75ZM173 74V75H172ZM184 74H185V76H184ZM204 75H205V73H203ZM202 74V75H203ZM211 74V73H210ZM221 74H223V76L221 75ZM231 74H232V77H230L231 76ZM236 74V75H235ZM240 74V75H239ZM243 74H244V76H243ZM249 74V75H248ZM38 76L39 75H41V73L40 74H37ZM81 77H82V75L81 74H79ZM79 75L77 74L76 75V78L77 79H79V80H81V77H79ZM88 75L90 76H92V79L91 78H89L88 77ZM97 75H99L101 78H97L98 76ZM121 75V76H120ZM151 75V76H150ZM171 75V76H170ZM199 75V76H200ZM203 75V76H204ZM212 75V74H211ZM228 75V76H227ZM241 75L243 76V77H241ZM254 75V76H253ZM63 75H58L57 77H61V78H63L64 79V76L62 77ZM90 76V77H91ZM103 76V77H102ZM119 76V77H118ZM129 76V77H128ZM165 76V77H164ZM183 76V77H182ZM191 76H193V77H191ZM198 76V77H199ZM206 76H207V74H206ZM209 76V75H208ZM207 76V77H208ZM213 76V75H212ZM238 76V77H237ZM249 77V79H248V77ZM253 76V77H252ZM258 76H260V77H258ZM73 77V76H72ZM123 77V78H122ZM128 78V84H127V81H125L124 82V80L125 79H127ZM160 77V78H159ZM163 79H162V78ZM186 78V80H185V78ZM211 77V76H210ZM222 77V78H221ZM241 77V78H240ZM86 78V79H85ZM96 78V79H95ZM117 78H118V80H117ZM122 78V79H121ZM166 78V79H165ZM191 78V79H190ZM200 78H203L202 76H200ZM230 78H232L231 80H230ZM238 78V79H237ZM247 78V80H245V82H242V81H244V79H246ZM251 78V79H250ZM253 78V79H252ZM258 78H259V80H258ZM76 79V80H77ZM85 79V80H84ZM91 79V80H90ZM99 79H102V80H99ZM130 79V80H129ZM131 79H132V81H131ZM161 80V82H163L162 80H164V82L165 83H161L160 82V84H159V81ZM189 79V80H188ZM205 79V78H204ZM229 80V82L227 81V80ZM235 79V82H233V84H232V80H234ZM79 80H77V81H79ZM99 80V81H98ZM115 80H117L118 82V84H117V86H116V82H115ZM120 80H123V81H120ZM159 80V81H158ZM200 80H201V86L203 85V84H205V83H207V82H203V79H199V82H200ZM209 80H208V83H209ZM249 80V81H248ZM254 80V81H253ZM87 81H89L88 82V84H87ZM94 81H98L100 84L99 85H97L98 87H96V83L98 84V82H94ZM103 81H104V83H103ZM120 81V82H119ZM131 81V82H130ZM188 82V84H190V82L192 81L193 83H195V84H193L192 82V84H190L189 86H190V88H192L191 90L193 91L192 93H194V94H192L190 91V88H188V87H186V85H188V84H186V85H184V83H186V82ZM190 81V82H189ZM239 81V82H238ZM246 81H248V85H247V82ZM251 81L252 82H255V83H252V84H250L251 83ZM258 81V82H257ZM109 82V83H108ZM121 82H122V84H123V86H121L122 84H121ZM90 83V84H89ZM126 83V84H125ZM134 83V84H133ZM180 83V84H179ZM225 83H227V84H225ZM235 83V84H234ZM241 83L244 85V89L246 88V87H248V89H247V92L248 93H250L249 95H248V93H246V94H244V92L243 91H246V89L244 90L243 89V86L241 85ZM92 84V85H91ZM108 84H110V85H108ZM111 84H115L114 86L113 85H111ZM124 84H125V87H124ZM134 85V87H133V85ZM162 84V85H161ZM164 84V85H163ZM224 84V85H223ZM231 84V85H230ZM47 85V84H46ZM88 85V86H87ZM91 85V86H90ZM121 86V87H124V88H121V87H119L121 90H119V88H118V86ZM159 85H161V88L163 89H161L160 88V86ZM174 85V86H173ZM178 85H179V88H180V90H179V88H178ZM192 85H194V86H192ZM210 85V84H209ZM224 87H223V86ZM225 85H227V86H225ZM240 86L241 88L238 90V88H237V86ZM245 85H246V87H245ZM253 85V86H252ZM103 86V87H102ZM173 86V87H172ZM200 86V87H201ZM208 86V85H207ZM218 86H221V88L220 87H218ZM234 88V89H232L231 91H229V89L228 88ZM238 86V87H239ZM250 86V87H249ZM258 88H256V87ZM108 87V88H107ZM128 88V90H127V88ZM171 87V88H170ZM188 88V89H186V88ZM252 87H253V89H252ZM263 87V88H262ZM116 88V89H115ZM118 88V89H117ZM136 88H137V90H138V92H137V90H136ZM183 88V89H182ZM203 88V87H202ZM230 88V89H231ZM235 88H237V91H238V94L237 93H234V91L236 92V90H235ZM127 91H126V90ZM168 89H170L169 90V95L167 94L168 93ZM172 89V90H171ZM178 89V90H177ZM182 89V90H181ZM241 89H243V90H241ZM251 90V91H253V92H250V91H248V90ZM186 90H188V91H186ZM190 90V91H189ZM107 91V92H106ZM131 91H136V93L134 92V94H133V92H131ZM205 91H208L209 92V94H208V92H207V94H204V92ZM212 91V90H211ZM222 91H225V93H223ZM228 91V92H227ZM125 92H127V93H125ZM131 92V93H130ZM159 92H160V94H159ZM163 92V93H162ZM171 92H173V93H171ZM239 92H242L241 94H239ZM255 92V93H254ZM151 93V94H150ZM158 93V94H157ZM171 93V94H170ZM178 93V94H177ZM202 95H201V94ZM206 93V92H205ZM210 93H211V95H210ZM257 93H260L259 91L257 92ZM115 94V95H114ZM131 95L130 97H132L131 98V100L132 101H130V98L129 97H127L128 95ZM141 94L142 95H144L143 97H141ZM154 94V95H153ZM217 94V95H218ZM229 94V96L231 97L230 99L227 97V95ZM242 94H244L243 96H242ZM260 94V95H261ZM264 94V93H263ZM127 95V96H126ZM139 95V96H138ZM166 97H165V96ZM170 96L171 97V99H170V97L169 98H167L168 96ZM202 96V99L203 100H205V101H203V100H201L200 98L201 97H199V96ZM209 96V98H208V96ZM215 95V94H214ZM240 96V97H238V96ZM93 96H94V98H93ZM100 96V97H99ZM116 96V97H115ZM119 96V97H118ZM149 96V98H150V100H149V98H146V97H148ZM154 96V97H153ZM173 96V97H172ZM176 96H177V98H176ZM191 96H192V99H191ZM205 96V97H204ZM207 96V97H206ZM245 96V97H244ZM252 96V95H251ZM92 97V98H91ZM114 97V98H113ZM136 97V98H135ZM138 97H140V98H138ZM204 97V98H203ZM215 97V96H214ZM221 97V96H220ZM232 97H234V99H232ZM242 97H244V98H242ZM102 98V99H101ZM111 98V99H110ZM114 100H113V99ZM119 98V99H118ZM122 98V100H126L127 101V105H124L125 103H122V100H120ZM143 98L146 100H143ZM193 98H194V105L192 104V100H193ZM205 98H207V99H205ZM217 97H215V99H216ZM243 100V101H241V99ZM252 98H255V96H252L250 99H252ZM257 98H255V99H257ZM93 99H94V101H93ZM98 99V101H96ZM137 99V100H136ZM168 99V100H167ZM170 99V100H169ZM173 99V100H172ZM176 99H177V101H176ZM179 99V100H178ZM221 99L222 98H217L215 101H214V104L213 103H211V105L213 104V105H219V107H218V109L216 108V111L218 110V113L219 112H224L223 111V109L220 111V105L221 104H218L217 102H219V101H221ZM105 101V103H102V101ZM118 100V101H117ZM136 100V101H135ZM140 100V101H139ZM152 100V101H151ZM154 100V101H153ZM158 100V101H157ZM160 100H162V101H160ZM172 100V101H171ZM92 101V102H91ZM103 101V102H104ZM114 101V102H113ZM117 103H116V102ZM119 101H121L120 103H119ZM141 102V104L139 103V102ZM143 101V102H142ZM149 101H151V102H149ZM156 101H157V103H156ZM163 101H164V103H163ZM189 101V102H188ZM241 101V102H240ZM245 101V102H244ZM98 102H100L99 104H101L103 107H104V109L102 108V106H101V108L100 107H97V105H96V103H98ZM108 102H109V104H108ZM133 102V106L131 105V103ZM135 102V103H134ZM159 102H161L162 103V105L163 106H160L161 105V103H159ZM198 102V103H197ZM205 102V103H204ZM223 101H221V103H222ZM226 102V101H225ZM263 102V103H262ZM115 103V104H114ZM119 103V104H118ZM137 103V104H136ZM143 103H144V106H143ZM147 103V104H146ZM158 103H159V105H158ZM177 103H178V105H177ZM181 103V104H180ZM201 103V104H200ZM224 103V102H223ZM245 103V104H244ZM260 103L262 104L261 106H262V109L261 108H259V107H261L260 106ZM122 104H123V107H124V109H121V108H123V107H121L122 106ZM146 104V105H145ZM149 104V105H148ZM151 104H153L152 106H151ZM164 104H166V107H165V105ZM167 104H169V105H167ZM199 104V105H198ZM204 104H205V107H204ZM232 104V105H231ZM233 104H234V106H233ZM242 104V105H241ZM247 104V105H246ZM251 104H253V103H251ZM131 105V106H130ZM135 105H141L140 107L138 106H135ZM154 105H155V107H154ZM192 105V106H191ZM201 105V106H200ZM229 105V104H228ZM254 105V104H253ZM94 106V107H93ZM117 106V108H115ZM147 106V107H146ZM149 106V107H148ZM174 106H175V108H174ZM177 106V107H176ZM180 106H182L183 107V109H181V107ZM215 106V107H216ZM225 106V105H224ZM224 106H222V107H224ZM246 107V108H248L249 106V108H248V111L250 112V114H252V112H255V110H256V113H257V111H258V113L257 114H259V115H256V114H252V116L250 117L249 115V112L248 111H246L247 109H245V111L246 112H248V113H246L245 111H243L244 109L242 108V107ZM248 106V107H247ZM108 107V108H107ZM146 107V108H145ZM162 107V108H161ZM170 107V108H169ZM172 107H173V110H172ZM185 107V108H184ZM187 107H189V108H187ZM191 107V108H190ZM210 108H211V106H209ZM239 107H241V109L239 108ZM251 107H252V109H251ZM258 107V108H257ZM110 108V109H109ZM136 108V109H135ZM156 108V109H155ZM160 108V109H159ZM169 108V109H168ZM178 108H180V109H178ZM187 108V109H186ZM95 109V110H94ZM100 110V112H98V110ZM115 109H119V110H117V111H115ZM138 109H139V111H138ZM146 109V110H145ZM162 109V110H161ZM165 111H164V110ZM168 109V110H167ZM172 111H171V110ZM174 109H176L177 111L175 112V110ZM195 109L197 110L196 111V113L195 114H198V115H200V116H198V117H203L202 118V120L200 119V118H197L199 121H200V125H201V128H199V127H197V126H200V125H198V124H196V126L194 125V123L193 122H198V120L196 119V118H193L195 121H192V119H191V117H194V116H192L194 113L193 112H195ZM212 109H214L213 107H212ZM224 109H225V107H224ZM243 109V110H242ZM262 111H261V110ZM104 110H105V114H104ZM123 110H125V111H123ZM127 110V111H126ZM133 110V111H132ZM135 110V111H134ZM149 110V111H148ZM152 110V111H151ZM154 110H156V111H154ZM190 110V111H189ZM202 110V111H201ZM240 110H242V111H240ZM259 110H260V112H259ZM121 111H122V114H121ZM132 111V112H131ZM148 111V112H147ZM154 111V112H153ZM232 111H234V112H232ZM116 112H118L117 113V115H116ZM124 112V113H123ZM127 112V113H126ZM131 112V113H130ZM173 112H174V114H173ZM99 113H102V114H100L99 115ZM141 113H142V116H141ZM150 113V114H149ZM166 113V114H165ZM176 113V114H175ZM178 113V114H177ZM200 113H202V114H200ZM129 114H131L130 115V117H131V120H129L130 118H129ZM146 114V115H145ZM170 114H172L173 116H170ZM184 114V115H183ZM191 114V115H190ZM220 114V113H219ZM228 114H225V115H227V116H230V115H228ZM249 114V115H248ZM262 114V115H261ZM120 115V116H119ZM128 115V116H127ZM202 115V116H201ZM211 115V116H212ZM240 115H242V117H240ZM247 115H248V117H247ZM149 116V117H148ZM152 116H154V117H156V118H154L153 119V117ZM161 116V117H160ZM168 116V117H167ZM180 117V119H179V117ZM182 116V117H181ZM191 116V117H190ZM245 116V117H244ZM258 116H260L259 117V120H257L256 121V117ZM263 118H262V117ZM146 117V118H145ZM174 117H176V118H174ZM178 117V118H177ZM223 117H221V119L223 118ZM253 117V118H252ZM255 117V118H254ZM258 117H257V119H258ZM98 118H100V119H98ZM148 118V119H147ZM164 118V119H163ZM171 118V119H170ZM219 118H220V116H219ZM237 118H242V120H239V119H237ZM245 118V119H244ZM246 118H247V121L248 122H250L249 124H248V122L246 121ZM252 118V119H251ZM261 118H262V121H260L261 120ZM156 119V120H155ZM169 119V120H168ZM178 121H177V120ZM204 119H206V123H205V120ZM209 119V120H208ZM216 119H218V118H216ZM249 119V120H248ZM254 119V123H253V125H252V120ZM104 120V121H103ZM119 120V121H118ZM142 120L144 121L143 123H142ZM159 120V121H158ZM168 122H166V121ZM220 119H218L217 121H219ZM236 120H238L237 122L239 123V124H237V122H236ZM152 121V122H151ZM181 121V122H180ZM185 121V122H184ZM188 121H190L191 123L189 124V122ZM233 121H235V126H233L234 125V122ZM245 121V123H247V124H243V123H241V122H244ZM258 121H260L259 122V124L261 125V126H258V124H257V122ZM129 122V123H128ZM131 122V123H130ZM136 122H137V124H136ZM156 122V123H155ZM167 124H166V123ZM201 122H203V124H204V127L206 128L207 126V128L206 129H208L209 130V127H211L210 128V132H211V134H212V137L210 136V138H213L214 139V137H215V139L214 140H216L217 142H216V144H218V146H216V144H214L215 142H211V141H213V140H211L210 141V139H209V137H208V135H211V134H209L208 132H204L203 130H205V129H203L202 130V123ZM232 122V123H231ZM113 123V124H112ZM128 123V124H127ZM154 123H155V125H154ZM164 125H163V124ZM174 125H173V124ZM180 123H182V124H179ZM187 123V124H186ZM221 123V124H220ZM140 124H143V125H140ZM153 124V125H152ZM171 124H172V127H171ZM175 124H176V126H175ZM206 124H208V125H206ZM215 124V123H214ZM227 124H229V125H227ZM255 124V125H254ZM127 125V126H126ZM161 125V126H160ZM163 125V126H162ZM166 125V126H165ZM168 125V126H167ZM210 125V126H209ZM233 127H232V126ZM237 125H240L241 127H243V128H241L240 127V129L242 130V136L244 137V134H246V133H244V132H246L245 131V128H247V127H249V128H247V132L248 131H250V133H251V127L252 126H255V127H253L252 128V132L253 133H248L247 135H248V137L246 138V139H248L249 140V143H247V142H245V141H248V140H246V139H244L242 136L240 137V135H238V133L237 132H241L238 128V126ZM247 126V127H245V126ZM252 125V126H251ZM264 125V124H263ZM111 126H112V129L111 130H114L115 131V133L113 134V131H111V133H110V128H111ZM118 126L120 127V129H118ZM142 126L143 127V129H141L140 127ZM191 126V127H190ZM196 127V128H194V127ZM220 126V127H221ZM117 127V128H116ZM164 127H166V128H164ZM176 127V128H175ZM180 127V128H179ZM189 127V128H188ZM203 127V128H204ZM230 127V128H229ZM234 127H236V129L234 128ZM258 127H259V129H258ZM116 128V129H115ZM138 128H139V130H138ZM164 128V129H163ZM193 128H194V131H193ZM198 128V129H197ZM214 128V129H213ZM228 128V129H227ZM122 130L121 132H116V131H118V130ZM145 129V130H144ZM154 129V130H153ZM156 129H158V130H156ZM162 129V130H161ZM171 129H172V131H171ZM238 129V130H237ZM249 129V130H248ZM126 130V131H125ZM142 132H141V131ZM149 130V131H148ZM198 130V131H197ZM214 130V132H212ZM219 130H220V128H219ZM225 130H227L228 132H226ZM229 130L231 131V132H229ZM243 130H244V132H243ZM256 130H255V132H256ZM135 131H137V133H135L134 134V132ZM145 131V132H144ZM165 131V132H164ZM167 131V132H166ZM170 131V132H169ZM180 131H182V132H180ZM197 131V132H196ZM207 131V130H206ZM221 131V130H220ZM262 132H263V130H261ZM124 132V133H123ZM127 132V133H126ZM148 132V133H147ZM172 132V133H171ZM173 132H175V133H173ZM201 132V133H200ZM218 132V131H217ZM232 132H234V133H232ZM145 133H147V135L145 134ZM154 133H156V134H154ZM193 133V134H192ZM199 133V134H198ZM204 135H203V134ZM219 133H222V131L221 132H219ZM229 133H232V134H229ZM264 133V132H263ZM139 134H140V136H139ZM152 134V135H151ZM164 134H166V135H164ZM173 134H175V135H173ZM180 136H179V135ZM183 134H184V136H183ZM206 134V135H205ZM229 135V137H228V135ZM240 134V133H239ZM116 135V136H115ZM121 135V136H120ZM157 135V137H155ZM171 135V136H170ZM202 136V138H201V136ZM214 135V136H213ZM232 135V136H231ZM236 135V136H235ZM246 135V136H247ZM251 135V136H250ZM252 135H254V136H252ZM255 135H256V137H255ZM118 136V137H117ZM130 136V137H129ZM140 138H138V137ZM176 136H177V138H176ZM223 136V137H222ZM238 136V138L240 137V138H243V143H241V139L239 140L238 139V141H234L235 140V138ZM95 137H97V139H95ZM135 137H137L138 138V140H137V138H135ZM179 137H182V138H180L181 140H179ZM183 137H187L186 139L185 138H183ZM208 137V138H207ZM249 137H251V138H249ZM257 137H258V141H260V142H257ZM134 138H135V140H134ZM166 138V139H165ZM201 138V139H200ZM229 138V139H228ZM232 138V140H231V142L229 141L230 139ZM120 139H122V140H120ZM129 139V140H128ZM167 139H168V142H167ZM176 139V140H175ZM188 139V140H187ZM208 139V140H207ZM223 139H225V141H223ZM237 139V138H236ZM165 140V141H164ZM182 141V142H179V141ZM187 140V141H186ZM199 140H200V142H202V143H200L199 144ZM254 142H253V141ZM261 140H262V142H261ZM98 141V142H97ZM118 141H120V143H118ZM134 141V142H133ZM158 141V142H157ZM164 141V142H163ZM175 143H174V142ZM176 141H178L177 143H176ZM184 141V142H183ZM205 141H207V143H204ZM208 141H210L211 143H212V146H214V147H212L211 146V143L210 142H208ZM240 141V142H239ZM250 141H252L253 143H251ZM92 142H93V144L95 145L96 143H97V147H98V149L100 150V151H98V153H97V150H94L96 147L92 144ZM167 144H166V143ZM186 142H187V144H186ZM221 142V143H220ZM224 142V143H223ZM226 142V143H225ZM230 142V143H229ZM239 142V143H238ZM150 143V144H149ZM161 143H162V145H161ZM168 143H169V145H168ZM174 143V144H173ZM233 143V145H234V143H235V145H239V147H238V151L237 150H234V149H236L234 146H232L231 144ZM243 144V145H241V144ZM99 144V145H98ZM119 144V145H118ZM149 144V145H148ZM184 144V145H183ZM208 144H210V146L212 147V148H210L209 146H207ZM225 144H227L226 146L227 147H229V146H231V147H229V148H226V146H225ZM254 144H255V147H254ZM140 145V146H139ZM162 146V149L160 148L161 146ZM163 145H165V146H163ZM173 145H175V146H173ZM177 145V146H176ZM221 145H223V146H221ZM100 146V147H99ZM134 146V147H133ZM169 146V147H168ZM173 147V149H172V147ZM242 146H243V148H242ZM245 146V147H244ZM247 146V147H248ZM250 146V147H251ZM95 147V148H94ZM104 147V148H103ZM129 147H130V149H129ZM179 147V148H178ZM217 147V149L215 150V148ZM218 147H220V149L223 151V153H226V155H227V157H228V160H227V158H226V161L224 160V158H222L223 157V155H222V157H221V153H222V151H218ZM232 147H234L233 149H232ZM92 148H94L93 150H92ZM106 148V149H105ZM125 148V149H124ZM138 149V151H137V149ZM157 148H159V149H157ZM166 148H168V149H166ZM176 148H177V150H176ZM204 148V149H203ZM214 148V149H213ZM249 148V147H248ZM260 148V149H261ZM97 149V148H96ZM151 149V150H150ZM166 149V150H165ZM169 149H172V150H169ZM192 149V150H191ZM219 149V150H220ZM231 151H230V150ZM239 149H244L243 150V152H242V150L241 151H239ZM251 149V148H250ZM259 149V148H258ZM257 149V150H258ZM135 150H136V152H135ZM159 150H162V153H161V151H159ZM176 150V151H175ZM187 150V151H186ZM234 150V151H233ZM94 151V152H93ZM143 151H145V152H143ZM173 151H175V154H176V156L175 155H173ZM185 151V152H184ZM189 151V152H188ZM194 151V152H193ZM219 153H218V152ZM256 151V150H255ZM100 152V153H99ZM128 152V153H127ZM135 152V153H134ZM155 152V153H154ZM156 152H157V154H156ZM169 152V153H168ZM173 152V153H172ZM188 152V153H187ZM234 152V153H233ZM249 152V153H248ZM126 153H127V156H126ZM137 153H138V155H137ZM159 153V154H158ZM172 153V154H171ZM179 153V154H178ZM185 153H186V155H185ZM207 153V154H206ZM231 153V154H230ZM241 153H242V155H244L243 157L245 158H243V160H240L242 157H240V156H242L241 155ZM244 153V154H243ZM90 155V156H93V155ZM143 154V155H142ZM145 154H146V156H145ZM188 154V155H187ZM195 154H197V157H196V155ZM220 155L219 157H217L218 155ZM133 155H135V156H133ZM172 155H173V157H172ZM191 155V156H190ZM202 155V156H201ZM213 155H214V157H213ZM234 155H236V156H234ZM248 155H250V156H248ZM137 156V157H136ZM144 156V157H143ZM153 158H151V157ZM157 156H159V158L157 157ZM170 156V157H169ZM175 156V157H174ZM183 158H182V157ZM195 156V157H194ZM99 157L101 158V160H99ZM127 157H128V159H127ZM139 157H141V158H139ZM178 157V158H177ZM200 157V158H199ZM204 157V158H203ZM205 157H206V159H205ZM263 157V158H262ZM91 158V157H90ZM134 158L135 159H137V160H135V162H134ZM172 158V159H171ZM177 158V159H176ZM180 158V159H179ZM217 158H218V160H217ZM233 158H235V159H233ZM146 159V160H145ZM147 159H148V161H147ZM152 159V160H151ZM171 159V160H170ZM196 159V160H195ZM200 159H202V160H200ZM223 159V160H222ZM253 159H255V160H253ZM260 159V160H259ZM92 160V159H91ZM97 160V161H96ZM125 160V161H124ZM145 160V162H143ZM173 160V161H172ZM176 160L178 161V163L176 164L175 162H176ZM185 160V161H184ZM192 160V161H191ZM193 160H195V161H193ZM205 160V161H204ZM222 160V161H221ZM231 160V161H230ZM233 160H235V161H233ZM250 162H248V161ZM104 161V162H103ZM150 161H152V162H150ZM156 161V162H155ZM158 161V162H157ZM181 161V162H180ZM182 161H184V162H182ZM221 161V162H220ZM244 161H247V162H245L244 163ZM97 162H99V164L97 163ZM127 162V163H126ZM130 162V163H129ZM141 162V163H140ZM150 164H149V163ZM169 162H170V164H169ZM255 162V163H254ZM260 162H263V165H262V163H260ZM103 164V165H100V164ZM128 163H129V165H128ZM143 163V164H142ZM155 163H157V164H155ZM190 163V164H189ZM199 163V164H198ZM229 163L231 164V166H233V167H231V166H229ZM97 164V165H96ZM185 164V165H184ZM196 164V165H195ZM203 164V165H202ZM227 164H228V167H227ZM243 164V165H242ZM98 165L99 166H101V167H98ZM143 165V166H142ZM154 166V167H152V166ZM171 165V166H170ZM182 165V166H181ZM191 165V167L189 168V166ZM193 165V166H192ZM104 166V167H103ZM174 167V168H176V169H174V168H171V167ZM184 166H186V167H184ZM201 166V167H200ZM203 166V167H202ZM204 166H206V167H204ZM238 166V167H237ZM95 167H97V169H95ZM103 167V170L106 168V170H104V172L103 171H101L102 169H100V168H102ZM143 167H146V168H143ZM155 167H156V169H155ZM179 167V168H178ZM194 167H198L197 169H200V170H197L196 168H194ZM208 167V168H207ZM236 168L235 170L238 172V171H240V173L238 174V177H240L241 176V174L243 175V174H245L244 172H246L247 171V173H246V175H243V176H245L246 178H247V176L249 177H251V179H249V181L250 180H253L254 179V176H253V174H256L255 173V171L256 172H258L259 171V173H257L256 175L257 176H255V177H259L258 176V174L260 175V177L259 178H255L253 181H254V183L253 182H251L252 183V185L254 186V187H252V186H249V184H248V186L250 187H248L247 186V182H248V179H247V181H245L246 179H245V177L243 178V179H241L242 178V176L240 177V178H238V180H237V176H235L234 175V173L236 172L234 169V171L233 170H230L231 168ZM248 167V168H247ZM253 167V170L251 171V168ZM129 169V171H128V169ZM192 168V169H191ZM204 168V169H203ZM216 168V169H215ZM220 168V169H219ZM223 168V169H222ZM257 168H258V170H257ZM98 169L100 170L99 172L101 173H98L97 174V172H98ZM139 169H140V172H139ZM141 169H143L142 171L144 172V170H145V172L143 173L142 171H141ZM150 169V170H149ZM169 169H172V171L171 170H169ZM179 169H181V170H179ZM194 169H196V171L194 170ZM247 169V170H246ZM94 170H97V172H95ZM138 170V171H137ZM159 170V171H158ZM183 170H184V172L186 173H184L183 172ZM189 170V171H188ZM221 170V172H219ZM227 170H228V172L230 171L231 172V174L230 173H228V174H226L227 173ZM245 170V171H244ZM147 171H149V172H147ZM176 171H178L177 173H176ZM187 171L188 172H190V174L191 173H194V174H189V173H187ZM193 171V172H192ZM198 171V172H197ZM205 171V172H204ZM226 171V172H225ZM254 171V172H253ZM108 172V174H109V176L107 177V174H105V173H107ZM137 172H139V173H137ZM142 172V173H141ZM168 172V173H167ZM253 172V174H251ZM141 173V174H140ZM147 173V174H146ZM196 173V174H195ZM233 173V174H232ZM260 173H262V174H260ZM137 174V175H136ZM144 174V175H143ZM150 174V176L148 177V175ZM152 174V175H151ZM172 175L173 177H175V178H173L172 176H170V175ZM174 174V175H173ZM236 174V173H235ZM251 174V175H250ZM134 177H132V176ZM142 175V176H141ZM187 175H190V176H188V177H191V176H194V177H192V178H188L187 177ZM220 175L222 176V179L221 178H218V177H220ZM235 176V178L232 180V179H230L228 176ZM155 176H157L155 179H154V177ZM169 176H170V178H169ZM185 176V177H184ZM200 176V177H199ZM218 176V177H217ZM228 177L230 180H227L228 182H224L225 180H226V178L225 177ZM233 176V177H234ZM130 177H132L133 179L132 180H134V181H132L131 180V178ZM143 179H142V178ZM148 179H147V178ZM217 177V178H216ZM232 177V178H233ZM104 178V177H103ZM138 178H139V180H138ZM202 178H203V180H202ZM212 178V179H211ZM227 178V179H228ZM261 178H263L262 179V184L261 183H258L259 182V180L261 179ZM144 179H146V180H144ZM154 179V180H153ZM159 179V180H158ZM166 179V180H165ZM172 179V180H171ZM218 179V180H217ZM220 179L221 180H223L224 179V181L222 182V181H220ZM258 179V180H257ZM141 180V181H140ZM154 182H153V181ZM183 180V181H182ZM200 180V181H199ZM205 180V181H204ZM244 180V181H243ZM256 180V181H255ZM133 183H132V182ZM140 181V182H139ZM151 183H150V182ZM169 181H170V183H169ZM172 181L174 182L175 181V183H172ZM182 181V182H181ZM186 181V182H185ZM188 181V182H187ZM190 181V182H189ZM194 181V182H193ZM217 181H220V184H218L217 183ZM233 182V183H235V185L233 186V185H231V184H229L230 182ZM237 181H238V183H237ZM136 182V183H135ZM138 182V183H137ZM141 182H142V184H141ZM146 182V183H145ZM221 182H222V184H221ZM240 182V183H239ZM246 182V183H245ZM130 183H132L133 185H131ZM149 183V184H148ZM180 183V184H179ZM186 183V184H185ZM190 183V184H189ZM130 185V186H126L127 188H131L130 189V191H131V193L127 190V188L125 187V185ZM136 184V185H135ZM141 184V185H140ZM151 184H155V185H152V187H151ZM167 184V185H166ZM168 184H170V185H168ZM176 184H178V185H176ZM188 184V185H187ZM198 184V185H197ZM199 184H201V185H199ZM227 184V185H226ZM239 184V185H238ZM259 184V185H258ZM122 185H124V189H121L122 188ZM135 185V186H134ZM138 185V186H137ZM175 185V186H174ZM244 186V188H245V185L247 186L246 187V189H244L245 191L246 190H248V192H250V193H246V195H244V190H243V188L241 187V186ZM134 187L133 189H134V191L132 190V187ZM142 186V187H141ZM144 186V187H143ZM153 186H154V188H153ZM169 186H170V189L172 190H170L169 189ZM181 186V187H180ZM187 186V188H185ZM202 186V187H201ZM211 186V187H210ZM220 186H221V188H220ZM228 186H231V187H228ZM176 187V188H175ZM181 189H180V188ZM189 187V188H188ZM201 187V188H200ZM206 189V188H208V189H206V191L205 190H203L204 188ZM237 187V189H235ZM240 187V188H239ZM256 187H259V188H257V189H259L260 190V192L258 193V191L259 190H257L256 189ZM146 190H145V189ZM199 188V189H198ZM217 188V189H216ZM222 188H223V190H224V188H225V191H228V193H233L234 194V196L237 194V195H239V196H235L236 198L234 199L233 198V200H234V202H236L237 201V203H235V204H237V205H233V206H231V208H229V206H228V204H229V201H231L232 200V197H233V194L232 195H230L229 194V196L227 195H225V194H228L227 192L225 193V191H223L222 192ZM238 188H239V190H238ZM248 188V189H247ZM126 189V190H125ZM149 189H151V190H149ZM154 189H155V191L156 192H154ZM168 189V190H167ZM175 189V191L173 192V190ZM193 191H192V190ZM231 189V190H230ZM242 190V192H240L241 190ZM250 189V190H249ZM120 190V191H119ZM137 190V191H136ZM148 190H149V194H148ZM153 190V191H152ZM159 190V191H158ZM209 190H210V192H212L213 190L215 191H213L212 193H210V195H208L206 198L204 197L205 195H207L206 193L208 192L209 193ZM212 190V191H211ZM230 190V191H229ZM235 190V191H234ZM143 191H146V192H144L143 193ZM172 192V194L176 197V198H178L179 197V195L180 196H182L183 194H185L186 195V193L188 194L189 192H191V193H189V195H192V196H190V197H188V195H187V199H188V201H189V199H191L193 202H195L194 204H193V202L191 201H189L190 203H192V204H190V203H188L187 202V199H186V203H188V204H186L185 202H181V204L179 203V199L178 200H175V201H173L175 198H172V194H171V192ZM184 191V192H183ZM197 191H201V192H197ZM203 191V192H202ZM204 191L206 192V193H204ZM216 191H218V193L216 192ZM263 191V192H262ZM107 192L109 193V195H112V194H110V192L107 190ZM133 192V193H132ZM141 192V194L139 195V193ZM150 192H152V193H150ZM154 192V193H153ZM169 192V193H168ZM182 194H180V193ZM117 193V192H116ZM127 193H130L131 195H133V196H131V195H129V194H127ZM135 193L137 194V197L135 196ZM146 193V194H145ZM177 193H179V194H177ZM196 193H197V195H196ZM201 193H203L202 195H200ZM213 193H217V194H213ZM223 193H225V194H223ZM127 194V195H126ZM145 194V195H144ZM152 195L153 197V199H152V201H151V199H148L147 197H149V195ZM154 194H157V196H155L154 197ZM171 194V195H170ZM177 194V195H176ZM194 194V195H193ZM222 194V195H221ZM257 194H255V196H254V199L255 198H257ZM148 195V196H147ZM164 195V197L162 198V196ZM212 195H214V196H212ZM221 195V196H220ZM224 195V196H223ZM240 195H242V196H245V197H240ZM124 196V197H123ZM129 196V197H128ZM143 196H146L145 198H142ZM168 196V197H167ZM171 196V197H170ZM197 198H196V197ZM212 198V199H210V197ZM151 197V196H150ZM149 197V198H150ZM161 197V198H160ZM166 197V198H165ZM183 197H184V195H183ZM204 197V198H203ZM215 197V199L216 200H214L213 198ZM220 197V198H219ZM230 197V198H229ZM237 197H240V200L239 199H237ZM126 198V199H125ZM141 200H140V199ZM159 198V199H158ZM185 198V197H184ZM195 198V199H194ZM201 198H202V200H201ZM133 199H134V201H133ZM143 199H145V200H143ZM147 199H148V201H147ZM198 199V200H197ZM230 199V200H229ZM237 199V200H236ZM252 200V203L253 202H255V201H257V199H255V200ZM164 200V201H163ZM182 200V199H181ZM209 200V201H208ZM216 201V204H215V202L214 201ZM220 200V201H219ZM225 200H226V202H225ZM233 200H232V202H231V204H233L234 202H233ZM236 200V201H235ZM263 200V199H262ZM262 200H260V203L261 202H263V203H261L262 204V206H263V204H264V200L262 201ZM131 201H133V203H131ZM145 201V202H144ZM150 201H151V203H150ZM155 201V202H154ZM178 201V204H180L179 206H175V204L176 203H174L173 204V202H177ZM182 201H184V200H182ZM198 201H200L199 203H197ZM202 201V202H201ZM223 201V202H222ZM240 201V205H241V208H240V205H239V202ZM245 201V202H244ZM144 202V203H143ZM164 204H163V203ZM205 202V203H204ZM228 202V203H227ZM242 202V203H241ZM244 202V203H243ZM259 202V201H258ZM257 202V203H258ZM147 203V204H146ZM185 205H184V204ZM197 203V204H196ZM200 203H204L203 204V206L204 207H207V209L205 208L204 209V207L202 208V205L200 204ZM210 203H211V205H210ZM140 206H138V205ZM156 204V205H155ZM171 204V205H170ZM200 206H199V205ZM207 204V205H206ZM214 204V205H213ZM226 204V205H225ZM253 204H255V203H253ZM145 207H144V206ZM165 205V206H164ZM166 205H168L167 207H166ZM173 205V206H172ZM192 206L193 205V207H194V205L195 206H199L198 208H202L201 209V211L200 210H198V208L197 207H194L195 209V211L193 210V208L191 207L190 208V206ZM209 205V206H208ZM128 206H130V208H129V211H128ZM155 206H157V207H155ZM159 206V207H158ZM162 206H163V208H162ZM172 206V207H171ZM179 207V209L177 210H175V207ZM182 206H184V207H181ZM217 206V207H216ZM223 206H224V209L225 210H228V212H229V214L227 213V211L225 212V210L223 209ZM235 206V207H234ZM244 207V209H243V207ZM258 207L260 206L259 204L257 205ZM262 206H260V208L262 207ZM134 207V208H133ZM144 208L145 210H146V208H148V210H143L142 208ZM150 207V208H149ZM186 207H187V209L188 210H190V213H189V211L186 209ZM225 207H228V209L227 208H225ZM234 207V209H236L237 210V212H236V210H234V209H232ZM239 207V208H238ZM250 207V206H249ZM251 207H253V206H251ZM255 207V206H254ZM264 207V206H263ZM138 208H141V209H138ZM169 208H170V210H169ZM212 208V209H211ZM217 208V209H216ZM220 208V209H219ZM156 209V210H155ZM171 209H172V211H171ZM183 209V210H182ZM229 209H231L230 211H229ZM239 209H240V211H239ZM256 209V212L258 213V211H257V208H255ZM254 209V210H255ZM259 209V208H258ZM261 209H263V208H261ZM132 210V211H131ZM138 211V212H136V211ZM153 210V211H152ZM181 210V211H180ZM185 210V211H184ZM187 210V211H186ZM193 210V211H192ZM221 210H223V212H225V213H223V212H221ZM235 212H234V211ZM242 210V211H241ZM251 211L253 210V208H251L250 209ZM253 210V214L255 215V211ZM141 211V212H140ZM145 211V212H144ZM178 211V212H177ZM196 211H199V212H196ZM202 211H204V213H205V215L208 217V218H206L205 216V218H206V221H205V223H203V224H206V225H203L202 224V221L203 220H200L201 218H199V220L198 219H196L195 217L198 215V217H201V215L203 214V212ZM212 211V212H211ZM233 211V212H232ZM245 211V212H244ZM260 211V210H259ZM263 211V210H262ZM262 211H261V213L259 212V214H262ZM143 212V213H142ZM150 212V213H149ZM181 212V213H180ZM201 212V213H200ZM244 214H243V213ZM250 212V211H249ZM248 211L246 212V214L247 213H249ZM144 213H146V214H144ZM154 213V214H153ZM172 213V214H171ZM196 213V214H195ZM212 213V214H211ZM217 213H219V214H217ZM221 213L223 214L222 216H221V218L219 219V221H220V223H219V221L217 220H215L216 218L218 219V217H220V215H221ZM231 213H232V218L230 217V219H228L229 217L228 216H231ZM235 213V214H234ZM237 213H238V215H237ZM252 213L250 214L249 213V215H251L252 216ZM133 214H134V216H133ZM137 214V215H136ZM144 214V215H143ZM147 214L149 215V217H151V218H148V216H147ZM175 214H177V215H175ZM179 214V215H178ZM181 214V215H180ZM189 214H191L190 216H191V218H192V216H193V219H192V221H190L191 220V218H190V216H188ZM195 214V215H194ZM199 214H201V215H199ZM215 214V216L217 215V217H215V218H212L211 216L212 215H214ZM225 214V215H224ZM239 214L241 215V216H243V218L245 219V221L246 222H243V218H241L240 217V222L238 223V224H240V223H242L241 225H239L238 227L236 226V225H238V224H236V222L237 221H239V220H237V221H235V222H233L232 220H235V218H237L238 219V217L237 216H239ZM258 214V215H259ZM157 215V216H156ZM204 215V214H203ZM234 215H236V216H234ZM253 215V216H254ZM257 215V214H256ZM255 215V216H256ZM142 216V217H141ZM172 216V217H171ZM175 216H176V218H175ZM223 216H225V219H227V222H226V224L228 223V226L227 225H224L225 223L224 222H222L221 221V219H224V217ZM226 216L228 217V218H226ZM254 216V217H255ZM261 216V215H260ZM260 216H258V217H260ZM262 216H264V214L262 215ZM261 216V217H262ZM180 217V218H179ZM223 217V218H222ZM170 218L172 219V220H170ZM174 218V219H173ZM185 218H187V219H185ZM194 218H195V220L197 221H201V224L203 225V226H201V224H198V223H196L195 224V220H194ZM252 218V217H251ZM257 218V217H256ZM264 218V217H263ZM141 219V220H140ZM149 219L151 220V222H147V221H149ZM157 219V220H156ZM175 219H176V221L178 222V224H177V222H175ZM203 219V218H202ZM232 219V220H231ZM185 220H188L187 221V223L185 222ZM209 220H211L212 222V225H215V226H212L211 224H209V223H207ZM228 220H230V221H228ZM250 220V219H249ZM259 220H261V218H259ZM125 221V222H124ZM143 221V222H142ZM153 221V222H152ZM171 221V222H170ZM173 221L175 222V223H173ZM189 221H190V223L191 224H189ZM195 221V222H194ZM217 222L218 223V226L216 225L217 223H215L214 224V222ZM223 221H225V220H223ZM250 221H254V219L253 220H250ZM136 222H137V224H140L139 226L136 224ZM181 222V223H180ZM221 222L223 223V225L221 224ZM229 222H231V224H232V222L233 223H235L233 226V228H232V226H231V224L229 223ZM261 222V223H260ZM130 223H131V225H132V227H131V225H130ZM147 225H145V224ZM148 223L150 224V226L148 225ZM153 223V224H152ZM192 223H193V225H192ZM251 223V222H250ZM152 224V225H151ZM167 224V225H166ZM188 226H187V225ZM219 224H221V226H219ZM229 224H230V226H229ZM143 225V226H142ZM145 225V226H144ZM176 225V226H175ZM182 225V226H181ZM184 225V226H183ZM195 225V226H194ZM136 226H137V228H136ZM171 228H170V227ZM173 226V227H172ZM177 227V228H175V227ZM194 226V227H193ZM211 226H212V228H211ZM240 226H241V228H240ZM140 227H141V229H140ZM178 227H179V230H178ZM183 227V228H182ZM190 227V228H189ZM221 228V230H220V228ZM232 228V230H234L233 231V234H232V237L230 236V232L232 231L231 229H229V228ZM237 227V228H236ZM247 227V228H246ZM145 230H143V229ZM154 228H156V229H154ZM158 228V229H157ZM167 228V229H166ZM208 228V229H207ZM210 228V229H209ZM223 228H224V230L225 231H223ZM235 228V229H234ZM240 228V229H239ZM243 228V229H242ZM257 228H255V229H257ZM138 229H140V230H138ZM169 229V230H168ZM173 229H177V230H173ZM180 229H182V230H180ZM190 229V230H189ZM212 229V230H211ZM230 231H229V230ZM237 229V230H236ZM264 229V227L262 228V230ZM157 232H159V233H157ZM159 230V231H158ZM166 231V232H164V231ZM206 230H208V231H211L210 233L208 232V231H206ZM217 230V231H216ZM228 230V231H227ZM242 230V231H241ZM247 232H246V231ZM138 231V232H137ZM140 231V232H139ZM200 231H201V233H200ZM223 231V232H222ZM236 231V232H235ZM264 231V230H263ZM149 232V233H148ZM152 232L154 233V234H152ZM155 232H156V235H155ZM187 232V233H186ZM194 233V235H192L191 233ZM199 232V233H198ZM205 232H207V233H205ZM216 232V233H215ZM220 232V233H219ZM243 232V233H242ZM255 232V233H254ZM258 232V234H260V235H256V233ZM134 233V234H133ZM163 233V234H162ZM165 233V234H164ZM189 233V234H188ZM203 233V234H202ZM232 233V232H231ZM244 233H245V235H244ZM143 235V236H139V237H137L138 235ZM145 234V235H144ZM147 234V235H146ZM152 234V235H151ZM158 234V235H157ZM174 234H175V236H174ZM185 234V235H184ZM187 234V235H186ZM217 236H216V235ZM223 234H224V237L225 238H223ZM226 234V235H225ZM237 234V235H236ZM134 237H133V236ZM137 235V236H136ZM149 235V236H148ZM161 235V236H160ZM183 235H184V238H186L185 240V242L183 241L184 240V238H182L183 237ZM189 235V236H188ZM191 235V236H190ZM203 235L205 236L206 235V237H205V239H204V237H203ZM211 235V236H210ZM214 237H213V236ZM241 236V237H239V236ZM244 235V237H245V239H244V243H242V240L241 239H243L242 238V236ZM126 236V237H125ZM157 236H160V237H157ZM199 236H200V238L201 239H199ZM209 236V237H208ZM228 236H230L229 238H228V241H229V244H228V242H227V237ZM233 236H235V238H236V240L238 239V238H241V239H239V240H241V243H239V246H241V247H237V244L236 245H233V242L234 241H232L234 238H233ZM250 236V241H249V244L247 245V243H248V241H246L247 239H248V237ZM258 236V237H257ZM150 237V238H149ZM152 237V238H151ZM194 237V238H193ZM197 237V238H196ZM212 237V239L210 240V238ZM128 238H130V240H128ZM135 238H136V240H135ZM172 238V239H171ZM193 238V239H192ZM196 238V239H195ZM209 238V241L208 240H206V239H208ZM215 238V239H214ZM223 238V239H222ZM247 238V239H246ZM150 239V240H149ZM178 239V240H177ZM192 239V240H191ZM225 239V240H224ZM146 240V241H145ZM156 240V241H155ZM163 241V242H158V241ZM168 240H169V242H168ZM175 240V241H174ZM189 240H191V241H189ZM213 240H215L216 241V243H215V241L212 243V241ZM224 240V241H223ZM236 240H235V243H236ZM183 243H182V242ZM189 241V242H188ZM200 241L202 242L201 243V249H199L198 250V248H200ZM204 241H205V243H204ZM246 241V242H245ZM252 241V244L256 247V248H254V246L252 245V247H251V242ZM135 244H134V243ZM156 242H157V245H156ZM179 242V243H178ZM188 244H187V243ZM192 242H194V243H192ZM197 242V243H196ZM224 242V243H223ZM227 244H226V243ZM148 243V244H147ZM176 245H175V244ZM180 243H182L181 245H180ZM199 243V244H198ZM206 243H207V245H208V247L210 246L209 244H211V246H213L214 244V248L212 247H207V245H206ZM224 245V250H223V248H222V244ZM231 243V244H230ZM234 243V244H235ZM237 243H238V241H237ZM127 244V245H126ZM129 244V245H128ZM147 244V245H146ZM151 244H152V246H154V247H152L151 246ZM170 246H169V245ZM186 244V246L185 247H183L184 245ZM195 244H198V245H194ZM204 244V245H203ZM227 246H229L228 248L233 252H230V250H228V248H225V247H227ZM241 244V245H240ZM261 244V245H262ZM132 245V246H131ZM135 245V246H134ZM159 245H160V247H159ZM163 245V246H162ZM174 245V246H173ZM247 245V246H246ZM129 246H130V249H129ZM147 246H150V247H152V248H150L149 247V250H148V248H146ZM180 246H182V247H180ZM192 246H194L195 248H192ZM197 246V247H196ZM206 248H205V247ZM218 246H219V248H218ZM231 246V247H230ZM156 247V248H155ZM164 247V248H163ZM215 247L217 248V249H215ZM158 248V249H157ZM183 248H187L186 250L185 249H183ZM197 248V249H196ZM203 248V249H202ZM260 248H261V246H260ZM263 248V247H262ZM138 249V250H137ZM162 251H161V250ZM174 249V250H173ZM177 249H178V251H177ZM196 251H198L197 253L199 254H197L196 252H195V250ZM210 249V250H209ZM214 249V250H213ZM225 249L226 250H228V251H225ZM248 249V248H247ZM258 249V248H257ZM129 250H134V251H129ZM136 250H137V253H136ZM155 250H156V252H155ZM160 250V251H159ZM176 250V251H175ZM184 250V251H183ZM201 250V251H200ZM206 250V251H205ZM223 250V251H222ZM249 250V251H250ZM262 250V249H261ZM264 250V249H263ZM151 252V253H149V252ZM175 251V252H174ZM191 251V252H190ZM206 253H205V252ZM213 251V252H212ZM244 251V252H245ZM249 251H248V253H249ZM257 251V253H258V251L259 250H255V252ZM133 252V253H132ZM148 252V253H147ZM183 252V253H182ZM184 252H185V255H184ZM190 252V253H189ZM200 252H201V254L202 255H200ZM219 252H220V254H219ZM225 253V256L223 255L224 253ZM226 252H228V253H226ZM239 252L238 251H236V253L233 255V256H237L238 254H239ZM251 252V251H250ZM132 253V254H131ZM165 253V254H164ZM180 253H182V256H184V257H187V260H182V259H179L180 257H179V255L181 256V254ZM215 253V254H214ZM222 253V254H221ZM248 253H243V254H248ZM259 253H261V251L259 252ZM264 253V252H263ZM262 253V254H263ZM126 254V253H125ZM147 254V256H145ZM168 254V255H167ZM191 254H192V256H191ZM214 254V255H213ZM219 254V255H218ZM231 254V255H230ZM243 254H242V256H240V257H243L244 259H248V256L249 255H251V254H249L248 256L247 255H244L243 256ZM252 254H254V252H253V250H252ZM256 254V253H255ZM151 255V257H149ZM178 255V256H177ZM213 255V256H212ZM217 255V256H216ZM220 255H223L224 257H225V259L222 257V256H220ZM257 255V254H256ZM128 256H130V257H128ZM176 256V258H174ZM201 256H202V258H201ZM247 256V257H246ZM252 256V255H251ZM251 256H249L250 258H252V259H250L249 258V260L251 261V260H253L252 262H250V263H252V264H257L256 262L258 261V263H260V262H262V258H263V256L261 255V258L259 259V256H258V258L255 256V255H253L252 257ZM255 256V258L257 259V261H254L255 259H253V257ZM183 257V258H184ZM212 257H215V258H212ZM220 257V260L219 261H217L218 260V258ZM235 257H234V259H235ZM158 258H159V260H158ZM182 258V257H181ZM217 258V259H216ZM226 258H227V260H226ZM209 259H211V260H209ZM221 259H223V260H221ZM233 259V260H234ZM239 258L237 257L236 258V262H237V260H238ZM246 259V263H244V264H248L249 262H248V260ZM260 261H259V260ZM264 259V258H263ZM158 260V261H157ZM168 260V261H167ZM126 262H125V264L127 263L128 264V262H127V260H125ZM239 261V263L241 264V262L240 261H243L242 259L241 260H238ZM264 261V260H263ZM165 262V263H164ZM210 262V263H209ZM229 262V263H228ZM244 262H245V260H244ZM248 262V263H247ZM255 262V263H254ZM178 263V264H179ZM249 263V264H250ZM137 264H138V262H137ZM236 264V263H235ZM238 264V263H237ZM261 264H264V263H261Z\"/></svg>", "mask_w": 264, "mask_h": 264}, {"label": "bare ground", "instance_id": "bare-ground-1", "mask_svg": "<svg viewBox=\"0 0 264 264\" xmlns=\"http://www.w3.org/2000/svg\"><path fill=\"white\" fill-rule=\"evenodd\" d=\"M25 1H28V0H0V42H1V45L3 46V51H5V52H3V56H4V59H6V58H10L11 60H12V64H11V62L9 63L10 64V69L12 70V69H14V67H18V68H24V72H22V73H20V74H22V75H27V76H31V77H25V78H16V79H9V78H3V76H6L7 75V71H9L8 70V68H9V66H7L8 64H6V60H4V61H2L3 63H2V68L4 69L3 70V72L0 74V264H125V260H127V262H128V259L126 258V255H128V254H130V253H127L126 251H128L127 249H125V245H124V240H123V216H124V210H123V205H122V202L124 203V201H123V199L121 198V195L123 194H125V193H123L122 192V194H120V192H118L117 190L119 189V185H120V181H119V179H121L120 177H117V176H115L114 177V183H113V185H112V188H111V186H109L108 184H107V181H106V179L108 180V176H109V174H108V172L107 173H105V174H107V177L108 178H106L105 176H94V174L95 173H93V170H92V165H91V163H92V161H93V158H94V160H95V158L96 157H94L95 155H93L91 152V141H93V139L91 140V138H92V136H91V126H90V116H91V113H90V98H89V95H88V93H90V92H88V93H86L87 92V89H86V84H85V82H82V80H83V78L89 73L87 70L90 68V67H92V64H91V66L89 67L88 66V63H90V62H87V60L88 61H90V58L88 57V54H85L84 53V56L85 55H87V56H85V57H87V60L85 61V62H87V64L86 63H84L81 59H82V55H80L81 56V58H80V56H79V53H78V59L80 58V61H82L81 62V64L82 63H84V65H83V69L81 68V66H80V69L79 68H77L74 64H72V63H68L67 61H65V62H67V63H63V61L64 60H66V57L64 58V60H63V57H61V55L60 56H57L59 53H60V51L58 52V54L57 55H55L54 56V54H50V55H47V53H45L44 52V50H46V45L44 44V39H46L47 37H43V35L45 34V32H44V30H45V28H44V23H45V20H46V22H47V19H46V17H47V14H49L50 13V15H48V23H46V24H48V28L47 29H49V30H51V32H53L54 33V30L56 29V31L57 30H59V29H63L64 30V26H65V30L64 31H68L69 32V23H71V22H67L66 21V19H63L62 21H61V23H63V25L64 26H62V24L60 25V26H62L61 28H60V26H59V29H58V25L56 24V23H58L57 21L58 20H54L55 19V17L53 16V13H52V6H54L55 4H56V0H49L50 2H51V7H49V9H48V7H46V4L48 5V1L47 0H41L42 1V4H41V6L39 7V8H35V7H32V8H29L26 4H25ZM35 0H32V3L34 2ZM67 1V0H66ZM72 1L76 4H84V5H80L79 7V13H82L83 15H85V17L82 15V14H79L78 13V15L80 16L81 15V19H80V17L79 16H77L76 18L78 19H80V23H81V25H87L88 24V21H87V15H86V13L88 14V2H89V0H71L70 2H71V4H72ZM132 1V0H131ZM147 1V2H146ZM148 1L150 2L151 0H145V2L147 3L146 4V6H148ZM154 1V0H153ZM153 1H151V2H153ZM157 1V0H156ZM163 1V0H162ZM183 1H185V0H183ZM201 1H203V0H201ZM206 1V0H205ZM204 1V2H205ZM214 0H210V4H209V2L207 3L208 5L207 6H209L210 5V7H208V8H211V5H212V3L211 2H213ZM218 1L219 0H217V3H218ZM221 1V5L224 3V2H222L223 0H220ZM219 1V2H220ZM226 1V0H225ZM233 1H235V0H233ZM53 2H55V4L53 3ZM57 6H59V2H61L60 0H57ZM63 2V1H62ZM61 2V3H62ZM70 2H68V3H70ZM127 2V1H126ZM135 3H136V1H134ZM139 2V1H138ZM144 1H143V3H145ZM155 2V1H154ZM159 2H161V1H159ZM164 5L166 4V3H168V5H170L169 4V2L166 0H164ZM188 2H189V0H188ZM188 2H186V3H188ZM193 2H196V1H193ZM197 2H198V0H197ZM228 2V1H227ZM251 2L253 3V6L255 7V10H256V14L258 15V16H260V19H259V22H261L262 20L264 21V0H251ZM53 3V4H52ZM60 3V7L61 8H65L64 7V5L63 4H61ZM104 3V2H103ZM117 3V2H116ZM140 4L142 3V2H139ZM155 3H157V2H155ZM191 3H192V1H191ZM191 3H189V5L191 4ZM199 3V2H198ZM213 3H215V2H213ZM229 3V2H228ZM230 3H233V6L234 5H237L236 7H237V11H236V14H238L239 13V16L241 15V17H242V14L244 13L245 14V9H244V7L243 6H245V5H243L242 7L240 6L241 4H239V6H238V4H235V2H232V1H230ZM229 3V4H230ZM238 3V2H237ZM243 3V2H242ZM65 4H67V3H65ZM70 4V6L72 7V6H74V5H71ZM131 4V3H130ZM138 4V3H137ZM178 4V3H177ZM216 4V3H215ZM219 5H220V3H218ZM226 4V3H225ZM225 4H224V6L222 5H220V6H218V7H220V8H218L217 7V12L219 11L220 13H218V20H222V23L223 24H221V22L219 21L218 22V24L220 23L221 24V27H220V24H219V28H222V29H224L223 28V25L225 24V20H226V18H228V17H226L225 15H224V9H223V7H225ZM63 7H62V6ZM120 5V4H119ZM135 5V4H134ZM144 6H145V4H143ZM150 5H153V3H151V4H149V6ZM157 5V4H156ZM156 5H154V6H156ZM164 5H162V6H164ZM168 5H166L165 6V9H166V7H168ZM188 5V6H189ZM192 5V4H191ZM217 5V4H216ZM232 5V4H231ZM247 5V4H246ZM56 5L54 6V8H58ZM115 6V5H114ZM138 6V5H137ZM154 6H151L152 8L154 7ZM158 6V5H157ZM194 6V5H193ZM200 6H201V4H200ZM207 6L205 7V9L207 8ZM68 7V6H67ZM66 7V8H67ZM76 7H78V6H76ZM127 7H129V6H127ZM140 7H142V5L140 6ZM178 7V6H177ZM180 7V6H179ZM190 7V6H189ZM196 3H195V6L194 7H192L191 6V9L193 8H195L196 9ZM214 7V6H213ZM211 8V9H214V10H212V12L213 11H215L216 9V7H214V8ZM245 7H247V6H245ZM142 8H144V7H142ZM146 8V7H145ZM144 8V9H145ZM182 8V7H181ZM200 8V7H199ZM225 8H230V6L228 5V7H225ZM232 8H234V7H232ZM232 8H231V10H232ZM240 10H239V9ZM47 9H48V11H47ZM60 9V8H59ZM63 9H60V10H63ZM68 9V8H67ZM71 9H74L75 10V6L74 7H72ZM68 10L69 11V13H73V10ZM111 9V8H110ZM147 9V8H146ZM148 9H149V7H148ZM155 9V8H154ZM160 9L161 8H158V9H155V10H158V11H156V13H158L159 11H160ZM164 9V10H165ZM186 10H187V6H186V8H185ZM188 9H190V8H188ZM190 9V10H191ZM198 9V8H197ZM204 9V8H203ZM219 9H221V10H219ZM235 9V8H234ZM233 9V10H234ZM249 9V8H248ZM59 10V11H60ZM136 10V9H135ZM139 10V9H138ZM143 10V9H142ZM162 10H163V7H162ZM162 10H161V12H162ZM164 10H163V12H164ZM183 10H184V8H183ZM207 10V9H206ZM210 9H208V11H209ZM226 10H229V9H226ZM250 10V9H249ZM248 10V11H249ZM71 11V12H70ZM107 11V10H106ZM111 10H109L108 12H110ZM176 11V10H175ZM188 11V10H187ZM197 11V10H196ZM199 11V10H198ZM200 11H203V10H200ZM200 11H199V14H200ZM207 11V12H208ZM211 11V10H210ZM210 11H209V14H211L210 13ZM221 11H223V12H221ZM239 11H241V13L239 12ZM77 12V11H76ZM119 12V11H118ZM132 12V11H131ZM130 12V13H131ZM147 12V11H146ZM145 12V13H146ZM161 12H160V14H161ZM186 12V11H185ZM185 12L183 11V13L185 14ZM195 12V11H194ZM193 12V13H194ZM217 12L215 11L214 13H212L210 16L211 17H209V18H212V17H214L213 15H216L217 14ZM230 12H232V11H230ZM234 12V11H233ZM232 12V13H233ZM59 13V12H58ZM64 13H66L65 11H64ZM107 13V12H106ZM122 13H123V11H122ZM145 13H140L141 15H143V16H145ZM152 13V12H151ZM153 13H154V11H153ZM155 13V14H156ZM166 13V12H165ZM181 13H182V11H181ZM187 13V15H188V12H186ZM197 13V12H196ZM227 13V12H226ZM232 13H228L229 15L230 14H232ZM248 13V12H247ZM253 13V12H252ZM251 13V14H252ZM60 14H63V11H61V13ZM119 14H120V12H119ZM127 14V13H126ZM132 14V13H131ZM130 14V15H131ZM135 14V13H134ZM154 14V17H155V19L154 20H158L157 19V17L159 16H157V15H155ZM180 14V13H179ZM179 14H178V18L177 19H180V21L183 19V22H184V20H186L187 22L189 21L190 23L192 22V20L190 19V18H188L189 20H187V18L185 19V18H179ZM189 14H192V10H191V12L189 11ZM198 14V15H199ZM204 15H205V13H203ZM219 14H220V16H219ZM234 14V13H233ZM233 14H232V16H233ZM250 14V12L248 13V17H247V14H245L246 15V18H249V19H246V20H248L247 22H246V20H243L245 23H242V24H247V23H249V24H252V23H250L249 21L252 19L251 18V15H249ZM54 15H56V14H54ZM59 15V14H58ZM98 15H100V14H98ZM112 15V14H111ZM116 15H117V13H116ZM136 15V14H135ZM134 15V16H135ZM149 15V14H148ZM151 15V14H150ZM166 15H168V14H165V16ZM195 15V14H194ZM202 15V14H201ZM208 15V14H207ZM235 15V14H234ZM256 15V16H257ZM61 16V17H60ZM63 16H65V15H63ZM74 16V15H73ZM91 16H92V14H91ZM93 16H94V14H93ZM161 17L163 16L162 14L160 15ZM170 16V15H169ZM168 16V17H169ZM177 16V15H176ZM175 16V17H176ZM181 16V15H180ZM183 16V15H182ZM181 16V17H182ZM196 16V15H195ZM232 16L230 17V18H232ZM235 16H237L238 17V15H235ZM256 16H254L253 15V18H254V20L257 18ZM56 17H58V16H56ZM60 17V18H59ZM59 17H58V19L59 20H61V18H62V15H59ZM109 17V16H108ZM112 17V16H111ZM113 17H114V15H113ZM112 17V18H113ZM123 17V16H122ZM122 17H120V18H122ZM136 17H139L138 15L136 16ZM146 17H148V16H146ZM172 17V16H171ZM174 17V18H175ZM184 17V16H183ZM186 17V16H185ZM191 17H193V15H191ZM199 17H200V15H199ZM198 17V19L202 22V19H200ZM202 17V16H201ZM234 17V16H233ZM236 17V18H237ZM244 17L245 16H243L242 18L244 19ZM263 17V18H262ZM84 18V19H83ZM91 18V17H90ZM94 18H96V17H94ZM93 18V19H94ZM104 18V17H103ZM115 18V17H114ZM113 18V19H114ZM119 18V20H121ZM159 18V20L161 19L160 17H158ZM194 18V17H193ZM215 18H216V16H215ZM240 18V17H239ZM239 18H237V19H239ZM78 19V20H79ZM98 20H99V18H97ZM108 19V18H107ZM123 19V18H122ZM131 19V18H130ZM140 19H141V16H140ZM143 20H144V18H142ZM162 19H164L163 17H162ZM166 19V18H165ZM173 19V18H172ZM176 19V18H175ZM207 19V18H206ZM213 19V18H212ZM224 19V20H223ZM235 19V18H234ZM233 19V20H234ZM262 19V20H261ZM33 20V23L37 26V24H36V22L39 20V22H38V25L40 26V28H38L37 29V31L34 33V34H29L28 33V30H27V24L29 23V21H32ZM70 20V19H69ZM77 20V21H78ZM92 20V19H91ZM95 20V19H94ZM101 20V19H100ZM109 20H111L110 18L107 20L108 22H109ZM133 20V19H132ZM139 20V19H138ZM148 20H149V18H148ZM195 19H193V21H194ZM196 20H197V17H196ZM195 20V21H196ZM253 19L251 20V22L252 21H254ZM257 20V22H258V19H256ZM261 20V21H260ZM71 21V20H70ZM102 21H104V20H102ZM115 21H117L116 20V18H115ZM122 21H124V19L122 20ZM126 21V20H125ZM134 21H135V19H134ZM140 21V20H139ZM139 21H138V23H139ZM176 21V20H175ZM194 21V22H195ZM198 21V20H197ZM212 21H215V19H213ZM231 21V20H230ZM240 21V22H239ZM239 21H237L236 20V22H239V23H241L242 21H241V18H240V20ZM72 22H75V21H72ZM97 22V21H96ZM129 22H131V21H129ZM128 22V23H129ZM149 22V21H148ZM156 22V21H155ZM207 22V21H206ZM228 22V21H227ZM231 22H235V20L234 21H231ZM256 22V21H255ZM86 23V24H85ZM105 23V22H104ZM110 23V22H109ZM142 23V22H141ZM140 23V24H141ZM157 23H160V21L158 22L157 21ZM167 23V22H166ZM175 23V22H174ZM173 23V25L175 26V24ZM177 23H179V22H177ZM197 23V22H196ZM209 23H211V22H209ZM208 23V24H209ZM217 23V22H216ZM215 23V25L217 26V24ZM238 23V24H239ZM263 23V22H262ZM92 24V23H91ZM94 24H95V21H94ZM103 24V23H102ZM112 24V23H111ZM117 24H118V22H117ZM122 24H123V22H122ZM131 24V23H130ZM133 24V23H132ZM161 24H163V25H165V23H161ZM160 24V25H161ZM184 23H180V24H177V25H183ZM189 24V23H188ZM192 24V23H191ZM191 24L190 25H188V26H190V27H188L186 24H185V26H187L188 27V29L186 30V29H184V31L185 32H187L188 30L190 31V29H193L194 28V26L192 27L191 26ZM194 24V23H193ZM192 24V25H193ZM201 23L198 21V25H200ZM205 24V23H204ZM208 24H205L206 26L208 25ZM213 24V26L214 27H216L215 25H214V23H212ZM231 24V23H230ZM233 24V23H232ZM238 24H237V26H238ZM242 24L240 25V27H242ZM258 24H260V23H258ZM71 25H74V24H72L71 23ZM79 25V24H78ZM89 25V24H88ZM87 25V26H88ZM104 25V24H103ZM106 25V24H105ZM113 25V24H112ZM116 25V23L114 24V26ZM127 25V24H126ZM157 25V24H156ZM163 25H161V26H163ZM197 25V27L198 28H200L201 27V29H199V31H197V29L195 30L196 32H197V34H199L200 32H203V31H201L202 30V25H200V27ZM226 25H227V23H226ZM226 25H225V27H226ZM229 25V24H228ZM256 25V24H255ZM74 26H77L76 24L74 25ZM90 26L91 25H89L88 27L90 28ZM93 26V25H92ZM91 26V27H92ZM95 26V25H94ZM99 26V25H98ZM97 26V27H98ZM113 26V27H114ZM119 27H120V25H118ZM134 26V25H133ZM142 26V25H141ZM155 26V25H154ZM158 26V25H157ZM167 26V25H166ZM168 26H169V24H168ZM173 26V27H174ZM205 26V27H206ZM231 25H229V27H230ZM248 26V25H247ZM251 26H254V25H251ZM78 27V26H77ZM96 27V26H95ZM96 27V28H97ZM105 27V26H104ZM111 27V26H110ZM112 27V28H113ZM118 27V29H120ZM123 27V26H122ZM126 28H127V26H125ZM129 27H130V25H129ZM128 27V28H129ZM132 27V26H131ZM145 27V26H144ZM183 28H185L184 26H182ZM228 26H227V28H229ZM233 27H235L234 25H232V27L231 28H233ZM256 27H257V25H256ZM260 27V26H259ZM68 30H67V29ZM85 28V27H84ZM83 27H82V29H84ZM93 28V27H92ZM95 28V29H96ZM106 28V27H105ZM105 28H103L104 30H105ZM116 28V27H115ZM160 28V27H159ZM176 28V27H175ZM178 28V27H177ZM183 28H181V29H183ZM190 28V29H189ZM210 28V27H209ZM226 28V29H227ZM230 28V29H231ZM238 28H239V26H238ZM243 28V27H242ZM248 28V27H247ZM87 29L88 28H85V30L84 31H87ZM100 29H102V26H101V28H99L98 27V29H96V31L97 30H100ZM110 29V28H109ZM109 29H107V30H109ZM135 29V28H134ZM133 29V30H134ZM140 29H144V28H140ZM158 29V28H157ZM207 29V28H206ZM244 29H245V27H244ZM250 29V28H249ZM249 29H247V30H249ZM251 29H252V27H251ZM254 29V28H253ZM255 29H257V28H255ZM76 31L78 30V28L77 29H75ZM81 29L79 28V32L77 33V36H78V38L80 39L82 36H80L79 35V33H81V31H80ZM90 30H91V28H90ZM89 30V31H90ZM103 30V31H104ZM115 30V29H114ZM113 30V31H114ZM121 30V29H120ZM122 30H124V29H122ZM122 30H121V32H122ZM126 30H128V29H126ZM167 30V29H166ZM215 30V29H214ZM216 30H218V29H216ZM229 30V29H228ZM246 30V31H247ZM259 30H261L260 28H259ZM60 31H62V30H60ZM72 31V30H71ZM70 31V32H71ZM83 31V32H84ZM95 31V32H96ZM112 31V30H111ZM182 31V30H181ZM183 31V32H184ZM188 31V32H189ZM194 31V30H193ZM194 31V32H195ZM207 31V30H206ZM212 31H213V29H212ZM236 31V30H235ZM233 32V33H236V32ZM237 31H238V29H237ZM243 32V30H240L239 32ZM246 31H244L245 33H246ZM251 31H253V30H251ZM255 31V30H254ZM257 31V30H256ZM50 32V31H49ZM48 32V30H47V34H49L50 35V33ZM82 32V33H83ZM99 32V31H98ZM101 32V31H100ZM107 32V31H106ZM115 32V31H114ZM119 32V31H118ZM120 32V33H121ZM138 32V31H137ZM184 32V33H185ZM191 32V34H193L192 33V31H190ZM199 32V33H198ZM217 32V31H216ZM219 32H221V34H222V30L221 31H219ZM219 32H217L218 33V35H219V37H222L221 39L218 37V39H219V41H221L222 39H223V36H220V34H219ZM243 32V33H244ZM250 32V31H249ZM259 32V31H258ZM261 32V31H260ZM259 32V33H260ZM263 32V31H262ZM261 32V34L260 35H262L263 37H264V33H262ZM58 33H59V31H58ZM62 33H63V31H62ZM65 34H66V32H64ZM73 33V32H72ZM81 33V35H83ZM85 33H87V32H85ZM89 33V32H88ZM105 33V32H104ZM108 33H109V31H108ZM108 33H106V34H108ZM125 33H126V31H125ZM155 33H157V31L155 32ZM211 33H214V32H211ZM230 33H232L231 31H230ZM229 32H228V35L230 34ZM243 33H239V34H242V40L245 38V36H246V34H243ZM252 32H250V34H251ZM256 33V32H255ZM254 32L252 33V34H255ZM47 34H45V35H47ZM56 35H57V33H55ZM61 34V33H60ZM65 34H63V35H65ZM74 34V33H73ZM73 34H71V35H73ZM96 34H97V32H96ZM100 34V33H99ZM98 34V35H99ZM101 34H102V32H101ZM111 34V33H110ZM113 34V33H112ZM118 34V33H117ZM117 34L114 36L113 35V38L114 37H116L117 36ZM123 34V33H122ZM127 34H129V31H128V33ZM145 34V33H144ZM152 34V33H151ZM158 34V33H157ZM188 33H186V34H184V35H187ZM190 34V33H189ZM188 34V35H189ZM201 34V33H200ZM200 34H199V36L198 37H204L203 36V34H201V36H200ZM226 34V33H225ZM248 35H249V33H247ZM249 35V36H254V35ZM258 33H256V35H257ZM52 35V34H51ZM59 35V34H58ZM67 35V34H66ZM69 36H70V34H68ZM75 35V34H74ZM73 35V36H74ZM88 35V34H87ZM90 35H91V31H90ZM89 35V36H90ZM93 35H94V33H93ZM105 35V34H104ZM131 35H133V34H131ZM131 35H128V36H131ZM146 35V34H145ZM178 35V34H177ZM177 35L175 34V37H177ZM206 35V34H205ZM217 35V34H216ZM216 35L215 36H213V38L215 37V39H216ZM227 35V36H228ZM244 35V36H243ZM260 35H259V38H260ZM85 36V35H84ZM101 36H103V35H100L99 36V41H101V39H100V37ZM109 36V35H108ZM122 36V35H121ZM124 36V35H123ZM169 36H171V38L173 37L172 35H171V33H170V35ZM168 36V37H169ZM197 36V35H196ZM208 36V35H207ZM230 36V35H229ZM229 36H228V38H229ZM233 36V35H232ZM232 36H230L231 38H232ZM241 35H239L238 36V39H239V37H240ZM261 36V39H263L262 41L260 40V39H256L255 40V38H254V40L255 41H258L259 43L260 42H262V43H260V44H262V45H260V46H262V47H264L263 45H264V43H263V41H264V38ZM53 37H55V35L53 36ZM52 36H50V38H53ZM87 37V36H86ZM112 37V35L110 36V38ZM118 37V36H117ZM137 37V36H136ZM151 37L152 36H150V39H151ZM188 37H189V41H187L186 39H188ZM186 36V39H184V40H186L187 42H191V44H190V46H192L193 47V45L194 46H196V42L198 41H196V42H194L193 40H194V36L192 37V41H190V36ZM198 37H197V39H198ZM202 37L200 38V41L202 42L203 41V39H202ZM235 37V36H234ZM248 37V36H247ZM247 37H246V40H248V39H250L249 37H248V39H247ZM256 38L258 37V36H255ZM70 38H72L71 36H70ZM83 38V37H82ZM103 38V37H102ZM106 38H108L107 37V35H105V39ZM109 38V40L108 41H110L111 39L114 41V39L113 38H111L110 39ZM119 38H121L120 37V35H119ZM131 38V37H130ZM133 38H135L134 36H133ZM149 38V37H148ZM148 38H146V39H148ZM174 38V37H173ZM207 38H209V37H207ZM213 38H211V39H213ZM252 38V37H251ZM49 39V38H48ZM59 39V38H58ZM61 39L63 40V38L61 37ZM69 39V38H68ZM87 39V38H86ZM93 39V38H92ZM125 39H126V37H125ZM137 39V38H136ZM176 39V38H175ZM178 39V38H177ZM202 39V40H201ZM217 39V40H218ZM233 40H234V38H232ZM237 38H236V40H238ZM62 40H60V42H62ZM74 40H76V39H74ZM73 40V41H74ZM84 41H86L87 42V40H85V39H83ZM90 40H91V38H90ZM89 40V41H90ZM104 40V39H103ZM107 40V39H106ZM105 40V41H106ZM140 40V39H139ZM149 40V39H148ZM147 40V41H148ZM184 40H183V42H181L182 44L184 43ZM231 40V39H230ZM232 40V41H233ZM253 40V39H252ZM50 41V40H49ZM57 41V40H56ZM81 41H82V39H81ZM99 41H97V42H99ZM126 41V40H125ZM129 41H130V39H129ZM161 41V40H160ZM199 41V43H201ZM225 40H223L222 41V43L224 42ZM239 41H240V39H239ZM58 42V41H57ZM60 42H58V44H56V45H59V43ZM64 42H65V39H64ZM90 42H93V41H90ZM102 42V41H101ZM118 42H120V41H118ZM127 42V41H126ZM130 42H132V41H130ZM133 42H135V40L133 41ZM178 42H180V41H178ZM187 42H185V43H187ZM194 42V43H193ZM204 42V41H203ZM212 42H214L213 40H212ZM243 42V41H242ZM45 43H47V42H45ZM49 43V42H48ZM48 43H47V45H48ZM53 43V42H52ZM51 43V44H52ZM100 43V42H99ZM116 44H117V41L115 42ZM114 43V44H115ZM129 43V42H128ZM128 43L127 44H125L127 47L129 46L128 45ZM145 43H147V42H145ZM185 43L183 44L185 47L187 46V48H185L184 46H182V45H180L179 43H177V44H179L181 47V51L183 50H185L184 52L182 51V53H185V52H188V51H190V50H188L187 51V49H189L188 48V45L186 44L185 45ZM193 43V44H192ZM211 43V42H210ZM209 43V44H210ZM220 43V42H219ZM229 43V42H228ZM237 43V44H236ZM235 44L236 45H238V42H236ZM248 43H249V41H248ZM247 42H246V47H247V45H248V47L246 48V49H248L249 48V45L250 44H248ZM253 43V42H252ZM256 43V42H255ZM50 44V45H51ZM68 44H69V42H68ZM78 44H81V43H77V45ZM84 44H85V42H84ZM98 44V43H97ZM105 44V43H104ZM108 44V43H107ZM107 44H105V45H107ZM131 44V43H130ZM137 44V43H136ZM174 44V43H173ZM213 44H215V46H216V43H212V45ZM221 44V43H220ZM233 43H229V45H232ZM258 44V43H257ZM257 44H253V46H255V45H257ZM54 45H55V43H54ZM75 45V44H74ZM86 45H88L87 43H86ZM100 45V44H99ZM99 45H96V46H99ZM102 45H103V43H102ZM111 45V44H110ZM122 45V44H121ZM138 45V44H137ZM150 46H151V43L149 44ZM178 45V46H179ZM201 45H203V44H201ZM229 45H228V47H229ZM43 46H45L44 48H42ZM49 46V45H48ZM62 46V45H61ZM72 46V45H71ZM79 46V45H78ZM81 46V45H80ZM89 46V45H88ZM95 46V48H97ZM104 46V45H103ZM112 46H113V44H112ZM118 45H114V48L115 47H117ZM131 46V45H130ZM136 46V45H135ZM143 46H144V44H143ZM170 46V45H169ZM178 46H177V50H175V51H177L178 52ZM207 46V45H206ZM210 45H208V47H209ZM214 46V47H215ZM227 46V45H226ZM241 46V45H240ZM244 46H245V42H244ZM253 46H251L252 48H253ZM259 46V45H258ZM259 46V47H260ZM52 47V46H51ZM66 47V46H65ZM69 47V46H68ZM76 47V46H75ZM85 47V46H84ZM90 47V46H89ZM100 47H101V45H100ZM109 47H111V46H109ZM118 47H120V46H118ZM124 47V46H123ZM137 47H139V45L137 46ZM146 47V46H145ZM145 47H142V48H145ZM191 47V48H192ZM222 48V46L221 45H218V50H220L218 53H216L217 51H216V49L214 48V50H215V52L214 51H210V52H212V55L215 53V54H218V55H211V57H212V59H211V57L210 58H208L207 60H209V61H207V62H205L206 63V65L209 67V69H211V68H214L215 69V67L217 68L219 65V63H217V62H219V60L217 61V62H214V60H213V58H214V56H215V61H216V56H218V57H221L222 56V54L221 53H223L222 52V50L220 49V48ZM224 47V46H223ZM243 47V46H242ZM259 47H257L256 49H258ZM49 47H47V49H48ZM67 48V47H66ZM74 48V47H73ZM78 48H81V47H78ZM87 48V47H86ZM103 48V47H102ZM113 48V49H114ZM130 48V47H129ZM185 48V49H184ZM195 50L198 48L199 49V47H197V48H195V47H193ZM193 48L191 49L192 50V53H191V51L190 52H188V53H191L192 55H193V53L195 52H197V51H195V50H193ZM201 48H202V46H201ZM213 48V47H212ZM236 49H237V46L235 47ZM238 48H239V45H238ZM241 48V47H240ZM33 49H40L39 51H42V53H41V56H40V58H38L37 57V53H36V56H35V53L33 54V55H31L30 53L32 52V50ZM62 49H63V46H62ZM61 49V51H63ZM76 49H77V47H76ZM101 49V48H100ZM105 49V50H104ZM111 49V48H110ZM112 49V50H113ZM134 49V48H133ZM138 49V48H137ZM146 49V48H145ZM164 49V48H163ZM209 49V48H208ZM230 49V48H229ZM241 49H243V48H241ZM254 49V48H253ZM68 50V49H67ZM83 50V49H82ZM84 50H87L86 52H90L89 51V48L88 49H84ZM96 50V49H95ZM95 50H94V53H96L95 52ZM103 50H104V52L106 51V48H103ZM107 50H108V48H107ZM117 50V49H116ZM115 50V51H116ZM122 50V49H121ZM125 50V49H124ZM135 50V49H134ZM139 50V49H138ZM149 50V49H148ZM147 50V51H148ZM168 49H166V51H167ZM179 50V51H180ZM228 50V49H227ZM232 50V49H231ZM255 50V49H254ZM259 50V49H258ZM76 51V50H75ZM97 51V50H96ZM109 51V50H108ZM114 51V50H113ZM114 51V54H117L116 52ZM120 51V50H119ZM129 51V50H128ZM205 51V50H204ZM234 51L235 50H233V52H232V54L234 53ZM237 51L239 52V50L237 49ZM241 51V50H240ZM244 51H245V49H244ZM250 51V48L248 49V52ZM73 52V51H72ZM72 52H70L71 53V56H70V58L73 56V54H72ZM85 52V51H84ZM98 52V51H97ZM110 52V51H109ZM121 53L123 52V51H120ZM126 52V51H125ZM122 53V55L124 54H126V53ZM129 52H131V50L129 51ZM139 52V51H138ZM142 52H143V50H142ZM174 52V51H173ZM198 52H199V50H198ZM208 52V51H207ZM243 52V51H242ZM245 52H247V50L245 51ZM255 52V51H254ZM64 53V55H65V52H63ZM76 53H77V51H76ZM83 53V52H82ZM131 53H133V52H131ZM140 53V52H139ZM147 53V52H146ZM148 53H150V52H148ZM179 53H181V52H179ZM188 53H186L185 55L187 56V54ZM206 53V52H205ZM220 53V54H219ZM263 53V52H262ZM8 55V57H5V55ZM61 54V53H60ZM99 54H101V53H99ZM138 54V53H137ZM141 54V53H140ZM145 54V53H144ZM172 54V53H171ZM177 54V53H176ZM175 54V55H176ZM238 54V53H237ZM243 54V53H242ZM95 56H96V54H94ZM98 55V54H97ZM103 55V54H102ZM108 56H110L109 54H107ZM107 55L105 54V56L107 57ZM121 55V56H122ZM124 55H123V57H124ZM135 55V54H134ZM133 55V56H134ZM143 55V54H142ZM149 55V54H148ZM157 55H158V53H157ZM160 55V54H159ZM164 55V54H163ZM179 55V54H178ZM185 55H182L181 54V56H183L184 57V59H185ZM192 55H188L189 57L191 56V57H193L194 58V56H192ZM198 54H196V56H197ZM202 55V54H201ZM209 55H210V53H209ZM219 55H221V56H219ZM244 55V54H243ZM243 55H241V57L243 56ZM50 57V59H48L47 57ZM68 56V55H67ZM132 56V55H131ZM188 56L186 57V60L188 59ZM203 56V55H202ZM202 56H200V57H202ZM208 56V55H207ZM206 56V57H207ZM227 56H228V54H227ZM236 56H238V55H236V52H235V58H236ZM55 57V58H54ZM91 57V56H90ZM120 57V56H119ZM118 57V58H119ZM123 57H121V58H123ZM135 57V56H134ZM138 57L139 58H141V56H139L138 55ZM137 57V58H138ZM151 57H152V54H151ZM157 57V56H156ZM183 57H182V59H183ZM190 57V60L192 61H194V59L193 58H191ZM198 57V56H197ZM196 57V58H197ZM200 57H199V59H200ZM205 57V58H206ZM209 57V56H208ZM239 57V56H238ZM247 57V56H246ZM245 57V58H246ZM256 57V56H255ZM259 56H257V58H258ZM47 58V59H46ZM100 58V57H99ZM99 58H97V60L99 59ZM103 58H104V56H103ZM102 58V59H103ZM115 58H116V56H115ZM125 58V57H124ZM169 58V57H168ZM167 58V59H168ZM172 58L174 59L175 58V56L173 57L172 56ZM176 58H177V56H176ZM176 58H175V60H176ZM196 58H195V60H196ZM230 58V57H229ZM234 58V60L233 61H236L235 63H237V60L239 59H235ZM244 58V56H243V58H241V59H245ZM35 59V60H34ZM75 59V58H74ZM93 59H94V57H93ZM126 59V58H125ZM145 59V58H144ZM156 59H159V58H156ZM170 59V58H169ZM218 59H220V58H218ZM221 59H222V57H221ZM226 59H227V57H226ZM231 59H232V56H231ZM240 59V60H241ZM3 60V59H2ZM92 60V59H91ZM96 60V59H95ZM112 60V59H111ZM117 60H119V62H120V60L121 59H117ZM116 60V61H117ZM130 60V59H129ZM134 60L135 59H133L132 61H133V64H136V63H134ZM137 60V59H136ZM135 60V61H136ZM139 60V59H138ZM141 60H142V58H141ZM172 60V59H171ZM171 60H168L169 62L171 61ZM185 60V61H186ZM201 60V59H200ZM239 60V61H240ZM243 60H241L242 62H243ZM248 60L249 59H247L246 60V63L248 64L249 62H248ZM24 61V62H23ZM38 61H40L41 62V64H42V66H43V69H42V71H41V69L40 70H35L34 72L33 71H31V69H29V68H26V67H21L25 62H28V63H33L31 66L33 67V69H36V67H37V65H38ZM122 61H124V60H122ZM121 61V62H122ZM140 61V60H139ZM149 61V60H148ZM147 60H146V64L148 65V63H151V62H148ZM178 62H179V60H177ZM192 61V62H193ZM199 61V60H198ZM198 61H194V63H192L193 65H191V62H189L188 64H190V65H188L186 62H185V64L186 65H188L187 67L189 68V66L190 67H192V66H195L196 65V62H198ZM230 61V60H229ZM35 62L37 63V64H35ZM92 62V61H91ZM115 62V61H114ZM113 62V64L114 65H116L115 63ZM127 62V61H126ZM158 62V61H157ZM162 62V61H161ZM168 62V63H169ZM172 62V61H171ZM174 62V61H173ZM183 62L184 61H182V64H183ZM201 62H202V60L200 61V63H197V67L199 68V66H198V64H201ZM209 62H210V64L213 66V64L214 63H217L216 65H214L215 67H211V66H209L210 64H209ZM211 62H214L213 64L211 63ZM221 62V61H220ZM245 62V61H244ZM99 63V62H98ZM117 63V62H116ZM128 63V62H127ZM163 63V62H162ZM225 63V62H224ZM240 62H238L237 64H239ZM40 64V65H41ZM85 64L89 67L87 70H85L84 69V67H85ZM131 64V63H130ZM130 64H128L129 66H130ZM133 64H131V66L133 65ZM143 64V63H142ZM171 64H173V63H170V65L169 66H171ZM185 64H183V65H185ZM195 64V65H194ZM209 64V65H208ZM237 64H236V66H237ZM250 64H252V63H250ZM93 65H95V64H93ZM118 65V64H117ZM123 66H124V64H122ZM137 65H139V67H141V64H137ZM152 65H153V63H152ZM161 65H163V64H161ZM166 65H168V64H166ZM166 65H164V67L166 66ZM176 65H177V63H176V61H175V65L173 66V68L174 67H176ZM180 65V64H179ZM218 65V66H217ZM77 66H79V64L77 65ZM101 66V65H100ZM109 66H112V65H108V67H107V69L109 68ZM122 66V67H123ZM142 66H144V65H142ZM151 66V65H150ZM150 66H148V67H150ZM157 66V65H156ZM169 66H166V67H168V68H171V67H169ZM207 66H205L204 65V69H203V71H201L202 70V66L200 65V67L201 68H199L200 69V71H201V75L200 74H196V73H199L198 72V68H196V66H195V70H197V72L195 73L194 71H192L193 69H191L190 68V70L187 68V67H185V68H187L186 70L184 69V71L185 72H190L189 73V77H190V75L191 74H193V73H195L196 75H197V77H195L193 80H195V79H197V78H199V79H203V82L205 81V82H207V83H205V84H203L202 86H201V80H200V82H199V79H197V82H198V84L201 86H199V88H197V87H195V86H198V85H192V86H194L193 87V89H194V92L196 91V90H198L199 89V91H200V88H201V92L203 91V89L205 88V87H209V89L208 88H205V90H208V91H210L211 93H214L215 91L213 90V88L211 87L212 86V84L210 83L211 81H215L216 79V81L218 82V80L220 81V84H222L221 83V81L223 82V80H220V74H218V73H215V75L218 77V78H216V77H214V73H212V72H210L209 70H208V68H207ZM231 66H232V64H231ZM234 67H235V64L233 65ZM243 67H245L244 66V64L242 65ZM241 66V67H242ZM162 67V66H161ZM178 67V66H177ZM176 67V68H177ZM183 67V66H182ZM206 67V68H205ZM234 67H233V69H234ZM240 67V68H241ZM96 68H97V66H96ZM100 68V67H99ZM124 68V67H123ZM144 68V70H142ZM141 70L140 69H137V66H136V69L134 68V71H131V73H132V75H133V77H134V83L136 82V86L138 85V89H140L139 91H141L142 92V94H144L145 95V93H147V92H150L149 91V89L151 88L152 90H153V88L154 89H156L157 88V86H156V84L158 83L157 82V79L155 80L154 78H153V76H151V77H149V74H151V72H153V70H155L156 71V68H153V66H152V68H153V70L151 71V72H149L148 73V71H146L145 69V66L143 67ZM168 68H164L165 70H167V71H169L168 70ZM219 68V67H218ZM91 69V68H90ZM92 69H94V67H92ZM91 69V70H92ZM106 69V71H108ZM110 69V68H109ZM111 69H113V68H111ZM119 69V68H118ZM162 69V68H161ZM178 69V68H177ZM239 69V68H238ZM242 70H239V71H243L244 72V69H246V67L243 69V68H241ZM90 70V71H91ZM123 70V69H122ZM125 70V69H124ZM147 70H149V68L147 69ZM170 70H172V69H170ZM206 70H207V73H206ZM215 70H217V69H215ZM235 70H237V69H235ZM250 70V69H249ZM248 70V71H249ZM252 70V69H251ZM94 71H96V70H94ZM179 71V70H178ZM183 71V73H185ZM213 71V70H212ZM227 72H228V69L226 70ZM229 71H230V69H229ZM239 71H236L235 73H237V72H239ZM248 71L246 70L245 72H247L248 73ZM33 72V73H32ZM84 72L85 73H87L86 75L84 74ZM93 72V71H92ZM97 72V71H96ZM127 72H129L128 70H127ZM166 72V71H165ZM191 72H193V73H191ZM213 75H211L210 73ZM217 72V71H216ZM221 72V71H220ZM219 72V73H220ZM226 72V73H227ZM231 72V71H230ZM229 72V73H230ZM234 72V71H233ZM250 72H252V71H250ZM262 72V71H261ZM32 73V74H31ZM41 73V75H37V74H40ZM98 73V72H97ZM103 73V72H102ZM101 73V74H102ZM157 73H158V71H157ZM157 73H155V76H157ZM169 73H170V71H169ZM169 73H167V75L169 74ZM172 73H173V71H172ZM179 73V72H178ZM203 73H205V75L203 74ZM209 73V74H208ZM223 73V72H222ZM241 73V72H240ZM256 73V72H255ZM79 75V74H81L82 75V77L79 75V77H81V80H79V79H77L76 78V75ZM90 74V73H89ZM93 74V73H92ZM99 75H101L100 73H98ZM162 74V73H161ZM186 74V73H185ZM185 74H184V76H185ZM195 74H193L194 76H196ZM204 76H203V75ZM206 74H207V76H206ZM250 75H251V73H249ZM248 74V75H249ZM58 75H63L64 76V79L63 78H59V77H57ZM83 75H84V77H83ZM99 75H97L98 77L97 78H101ZM122 75V74H121ZM120 75V76H121ZM166 75V74H165ZM166 75V76H167ZM173 75V74H172ZM181 74L179 73V76H180ZM202 76L203 78H200V76ZM222 76H223V74H221ZM236 75V74H235ZM240 75V74H239ZM62 76V77H63ZM73 76V77H72ZM91 76V75H90ZM89 75H88V77L89 78H91L92 79V76L90 77ZM126 76H127V74H126ZM158 76H159V74H158ZM171 76V75H170ZM199 76V77H198ZM211 76V77H210ZM228 76V75H227ZM243 76H244V74H243ZM242 75H241V77H243ZM254 76V75H253ZM252 76V77H253ZM87 77V76H86ZM103 77V76H102ZM119 77V76H118ZM129 77V76H128ZM165 77V76H164ZM183 77V76H182ZM186 77V76H185ZM184 77V78H185ZM191 77H193V76H191ZM230 77H232V74H231V76ZM238 77V76H237ZM240 77V78H241ZM248 77V76H247ZM258 77H260V76H258ZM123 78V77H122ZM121 78V79H122ZM127 78V77H126ZM151 78H153L155 81H152V79ZM160 78V77H159ZM162 78V77H161ZM205 78V79H204ZM211 78V81L209 80ZM212 78L213 79H215V80H212ZM222 78V77H221ZM262 78H264V77H262ZM79 80V81H77V80ZM86 79V78H85ZM84 79V80H85ZM90 79V80H91ZM96 79V78H95ZM163 79V78H162ZM166 79V78H165ZM191 79V78H190ZM232 78H230V80H231ZM238 79V78H237ZM248 79H249V77H248ZM251 79V78H250ZM253 79V78H252ZM99 80H102V79H99ZM98 80V81H99ZM117 80H118V78H117ZM117 80H115V84H116V86H117ZM128 80V78L127 79H125L124 80V82L125 81H127ZM130 80V79H129ZM160 80V79H159ZM158 80V81H159ZM185 80H186V78H185ZM189 80V79H188ZM208 80H209V83H208ZM227 80V79H226ZM245 80H247V78L246 79H244V81H242V82H245ZM258 80H259V78H258ZM98 81H94V82H98ZM120 81H123V80H120ZM119 81V82H120ZM131 81H132V79H131ZM130 81V82H131ZM163 82H161V80L159 81V84H160V82L161 83H165L164 82V80H162ZM196 81V80H195ZM228 82H229V80H227ZM249 81V80H248ZM248 81H246L247 82V85H248ZM254 81V80H253ZM88 82L89 81H87V84H88ZM186 82V81H185ZM190 82V81H189ZM192 82V81H191ZM190 82V84H192ZM233 82H235V79L234 80H232V84H233ZM239 82V81H238ZM258 82V81H257ZM103 83H104V81H103ZM109 83V82H108ZM133 83V84H134ZM156 83V84H155ZM196 83V82H195ZM195 83H193V84H195ZM216 82H214V84L213 85H217V84H215ZM252 83H255V82H252L251 81V83L250 84H252ZM47 84V85H46ZM90 84V83H89ZM100 83L98 82V84L96 83V87H98L97 85H99ZM114 84V85H115ZM121 84H122V82H121ZM126 84V83H125ZM125 84H124V87H125ZM127 84H128V81H127ZM132 84V85H133ZM180 84V83H179ZM186 84H188V82H186V83H184V85H186ZM190 84H188V85H186V87H188ZM210 84V85H209ZM225 84H227V83H225ZM235 84V83H234ZM256 84V83H255ZM92 85V84H91ZM90 85V86H91ZM108 85H110V84H108ZM111 85H113V84H111ZM113 85V86H114ZM162 85V84H161ZM161 85H159L160 86V88H161ZM164 85V84H163ZM208 85V86H207ZM224 85V84H223ZM222 85V86H223ZM228 85V84H227ZM227 85H225V86H227ZM231 85V84H230ZM241 85L243 86V89H244V85L241 83ZM240 85V86H241ZM88 86V85H87ZM121 86H123V84L121 85ZM120 85L118 86V88L119 87H121ZM174 86V85H173ZM172 86V87H173ZM239 86V85H238ZM237 86V88H238V90L242 87H238ZM253 86V85H252ZM103 87V86H102ZM124 87H121V88H124ZM133 87H134V85H133ZM156 87V88H155ZM185 87V88H186ZM203 87V88H202ZM217 86H215V89H216V91H218L219 92V94H220V90H218L217 88H216ZM218 87H220L221 88V86H218ZM224 87V86H223ZM230 87V86H229ZM245 87H246V85H245ZM250 87V86H249ZM256 87V86H255ZM108 88V87H107ZM117 88V89H118ZM127 88V87H126ZM171 88V87H170ZM178 88H179V85H178ZM188 88H190V86L188 87ZM188 88H186V89H188ZM231 88V87H230ZM228 88L229 89V91H231L232 89H234V88ZM237 88H235V90H236V92L234 91V93H237L238 94V91H237ZM257 88V87H256ZM263 88V87H262ZM116 89V88H115ZM162 89V88H161ZM183 89V88H182ZM181 89V90H182ZM192 88H190V90H191ZM243 89H241V90H243ZM246 89V91H243L244 92V94H246V93H248L247 92V89H248V87H246L245 88ZM244 89V90H245ZM252 89H253V87H252ZM251 89V90H252ZM258 89V88H257ZM119 90H121L120 88H119ZM126 90V89H125ZM127 90H128V88H127ZM126 90V91H127ZM130 90V89H129ZM128 90V91H129ZM136 90H137V88H136ZM163 90V89H162ZM169 90L170 89H168L167 91H168V95H169ZM172 90V89H171ZM178 90V89H177ZM179 90H180V88H179ZM189 90V91H190ZM212 90V91H211ZM250 89L248 90V91H250V92H253V91H251ZM261 90V89H260ZM260 90H254L255 92V95L254 94H252L251 93V95L252 96H255V98H257L256 97V94L258 95L259 94V96H263L264 97V89H262V91H263V93L261 94V91ZM186 91H188V90H186ZM208 91H205L204 92V94H207V92ZM260 92V93H257V92ZM107 92V91H106ZM131 92H133V91H131ZM130 92V93H131ZM135 93H136V91H134ZM134 92H133V94H134ZM137 92H138V90H137ZM191 93L193 92L192 90L190 91ZM197 92V91H196ZM218 92H217V94H218ZM223 93H225V91H222ZM228 92V91H227ZM232 92V91H231ZM125 93H127V92H125ZM151 93H154V92H152L151 91ZM150 93V94H151ZM163 93V92H162ZM171 93H173V92H171ZM170 93V94H171ZM211 93H210V95H211ZM242 92H239V94H241ZM141 94V97H143L144 95H142ZM158 94V93H157ZM159 94H160V92H159ZM178 94V93H177ZM192 94H194V93H192ZM201 94V93H200ZM202 94H203V92H202ZM201 94V95H202ZM208 94H209V92H208ZM215 94V95H214ZM213 95H211V98H209V96H208V98L212 101V102H210V104L209 103H207L206 105H209V106H211V108L208 106L207 108H209L208 110H210L208 113H213V111L212 110H214V114L212 115V114H210L209 116L210 117H213V116H215V113H217L216 115H217V117L216 118H218V119H220L219 121H217L218 119H216L215 117H213V118H215V119H213V120H216L214 123L212 122V124L214 125V127L217 129L216 130V133L214 132V130L212 131V132H214V133H212V134H215V136H216V138L218 139V138H220V136L219 135H223V132H224V130H222L223 128H226V123L224 124V123H222L223 125H224V127H222L221 125H219L218 126V124H216V123H219V122H228V121H232V119H233V117L234 116H232L231 117V115L230 114H228L229 112H227L226 111V108L227 107H229L230 106V103L232 102H234L235 101V103L237 102V100H231V101H227V100H223V96L222 95H220L219 96V94L217 95L216 94V92L214 93ZM226 94V93H225ZM244 94H242V96L244 95ZM250 93H248V95H249ZM261 94V95H260ZM115 95V94H114ZM128 95V94H127ZM126 95V96H127ZM132 95V94H131ZM131 95H128L127 97H129L130 98V101H132L131 100V98L132 97H130ZM154 95V94H153ZM167 95V96H168ZM251 95H249V99H248V96H246V102H248L249 100H251V102L249 101L248 102V104L250 105V106H255V103H256V105L259 103V102H256V101H258L261 97H259V98H257V99H255V98H252V99H250L252 96ZM139 96V95H138ZM146 96V95H145ZM165 96V95H164ZM199 96V95H198ZM206 96V97H207ZM217 97V98H222L221 99V101H223L222 103H221V101H219V102H217L218 104H221L220 105V111L223 109V111L224 112H219L218 113V110L216 111V108L218 109V107H219V105H213L214 104V101L217 99H215V97ZM238 96V95H237ZM100 97V96H99ZM116 97V96H115ZM119 97V96H118ZM154 97V96H153ZM166 97V96H165ZM170 96H168L167 98H169ZM173 97V96H172ZM199 97H201L200 99L201 100H203L202 99V96H199ZM205 97V96H204ZM203 97V98H204ZM227 97L230 99L231 97L229 96V94L227 95ZM238 97H240V96H238ZM245 97V96H244ZM244 97H242V98H244ZM92 98V97H91ZM93 98H94V96H93ZM114 98V97H113ZM112 98V99H113ZM136 98V97H135ZM138 98H140V97H138ZM146 98H149V96L148 97H146ZM145 98V99H146ZM176 98H177V96H176ZM102 99V98H101ZM111 99V98H110ZM119 99V98H118ZM144 98H143V100H145ZM170 99H171V97H170ZM169 99V100H170ZM191 99H192V96H191ZM205 99H207V98H205ZM232 99H234V97H232ZM241 99V98H240ZM114 100V99H113ZM120 100H122V98L120 99ZM137 100V99H136ZM135 100V101H136ZM147 100V99H146ZM145 100V101H146ZM149 100H150V98H149ZM168 100V99H167ZM173 100V99H172ZM171 100V101H172ZM179 100V99H178ZM254 100H255V103H254ZM260 100H262V99H260ZM259 100V101H260ZM93 101H94V99H93ZM96 101H98V99L96 100ZM104 101V100H103ZM102 101V103H105V101L103 102ZM118 101V100H117ZM126 103H125V102ZM140 101V100H139ZM138 101V102H139ZM148 101V100H147ZM152 101V100H151ZM151 101H149V102H151ZM154 101V100H153ZM158 101V100H157ZM157 101H156V103H157ZM160 101H162V100H160ZM176 101H177V99H176ZM193 102H192V104L194 103V98H193V100H192ZM203 101H205V100H203ZM226 101V102H225ZM241 101H243L242 99H241ZM240 101V102H241ZM92 102V101H91ZM114 102V101H113ZM116 102V101H115ZM121 101H119V103H120ZM143 102V101H142ZM189 102V101H188ZM245 102V101H244ZM100 102H98V103H96V105H97V107H100L101 108V104H99ZM117 103V102H116ZM118 103V104H119ZM122 103H125L124 105H127V101L124 99V100H122ZM135 103V102H134ZM140 104H141V102H139ZM159 103H161V102H159ZM159 103H158V105H159ZM163 103H164V101H163ZM198 103V102H197ZM205 103V102H204ZM211 103H213L212 105H211ZM251 103H253V104H251ZM263 103V102H262ZM106 104V103H105ZM108 104H109V102H108ZM115 104V103H114ZM133 104V102L131 103V105ZM137 104V103H136ZM147 104V103H146ZM145 104V105H146ZM181 104V103H180ZM201 104V103H200ZM229 104V105H228ZM245 104V103H244ZM101 105V106H100ZM130 105V106H131ZM149 105V104H148ZM153 104H151V106H152ZM165 105V107H166V104H164ZM167 105H169V104H167ZM177 105H178V103H177ZM194 105V104H193ZM199 105V104H198ZM225 105V106H224ZM232 105V104H231ZM242 105V104H241ZM247 105V104H246ZM262 104L260 103V106H261ZM133 106V105H132ZM135 106H139V105H135ZM141 106V105H140ZM139 106V107H140ZM143 106H144V103H143ZM160 106H163L162 105V103H161V105ZM192 106V105H191ZM201 106V105H200ZM216 106V107H215ZM222 106H224L225 107V109H224V107H222ZM227 106V107H226ZM233 106H234V104H233ZM236 106H237V103H236ZM249 106V107H250ZM94 107V106H93ZM121 107H123V104H122V106ZM142 107V106H141ZM147 107V106H146ZM145 107V108H146ZM149 107V106H148ZM154 107H155V105H154ZM177 107V106H176ZM181 107V109H183V107L182 106H180ZM204 107H205V104H204ZM212 107L214 108V109H212ZM238 107V106H237ZM242 107V106H241ZM241 107H239L240 109H241ZM248 107V106H247ZM248 107V108H249ZM102 108L104 109V107L102 106ZM108 108V107H107ZM115 108H117V106L115 107ZM162 108V107H161ZM170 108V107H169ZM168 108V109H169ZM174 108H175V106H174ZM185 108V107H184ZM187 108H189V107H187ZM186 108V109H187ZM191 108V107H190ZM232 107H229V108H227V110L228 109H231ZM243 109V111H245V109H247L246 111H248V108H244V107H242ZM258 108V107H257ZM259 108H261L262 109V106L261 107H259ZM263 108H264V105H263ZM110 109V108H109ZM121 109H124V107L123 108H121ZM136 109V108H135ZM156 109V108H155ZM160 109V108H159ZM167 109V110H168ZM178 109H180V108H178ZM250 109V108H249ZM251 109H252V107H251ZM260 109V110H261ZM95 110V109H94ZM98 110V109H97ZM117 110H119V109H115V111H117ZM146 110V109H145ZM162 110V109H161ZM164 110V109H163ZM171 110V109H170ZM172 110H173V107H172ZM171 110V111H172ZM175 110V112L177 111L176 109H174ZM232 110H234L235 111V114H236V109L235 108H232ZM242 110H240V111H242ZM260 110H259V112H260ZM263 110V112H264V109H262ZM261 110V111H262ZM123 111H125V110H123ZM127 111V110H126ZM133 111V110H132ZM131 111V112H132ZM135 111V110H134ZM138 111H139V109H138ZM149 111V110H148ZM147 111V112H148ZM152 111V110H151ZM154 111H156V110H154ZM153 111V112H154ZM165 111V110H164ZM190 111V110H189ZM196 109H195V112H193L194 114L192 115V116H194V117H191V119H192V121H195L197 118H200L201 120H202V118L201 117H198V116H200V115H198V114H195L196 113ZM202 111V110H201ZM234 111H232V112H234ZM245 111V112H246ZM98 112H100V110H98ZM130 112V113H131ZM238 113L236 114V115H239V113H241V112H239V111H237ZM249 112V111H248ZM248 112H246V113H248ZM251 112V111H250ZM250 112H249V114H250ZM117 113L118 112H116V115H117ZM124 113V112H123ZM127 113V112H126ZM256 114V115H259V114H257L258 113V111H257V113H256V110H255V112H252V114ZM100 114H102V113H99V115ZM104 114H105V110H104ZM121 114H122V111H121ZM150 114V113H149ZM166 114V113H165ZM173 114H174V112H173ZM176 114V113H175ZM178 114V113H177ZM200 114H202V113H200ZM222 114H224L223 116H225L226 118L227 117H231L232 119H230L229 120V118L228 119H225V117H223V116H221ZM225 114H228V115H230V116H227V115H225ZM241 114H245V113H241ZM248 114V115H249ZM252 114H250L249 116L251 117L252 116ZM253 114V115H254ZM262 114H264V113H262ZM261 114V115H262ZM130 115L131 114H129V120H131V117H130ZM146 115V114H145ZM184 115V114H183ZM191 115V114H190ZM198 115V116H197ZM212 115V116H211ZM248 115H247V117H248ZM120 116V115H119ZM128 116V115H127ZM141 116H142V113H141ZM170 116H173L172 114H170ZM202 116V115H201ZM219 116H220V118H219ZM149 117V116H148ZM153 117V119L154 118H156V117H154V116H152ZM161 117V116H160ZM168 117V116H167ZM179 117V116H178ZM177 117V118H178ZM182 117V116H181ZM221 117H223L222 119H221ZM240 117H242V115H240ZM245 117V116H244ZM256 117V116H255ZM254 117V118H255ZM258 117V116H257ZM257 117H256V121L257 120H259V117H258V119H257ZM262 117V116H261ZM146 118V117H145ZM174 118H176V117H174ZM193 118H196L195 120L193 119ZM253 118V117H252ZM251 118V119H252ZM263 118V117H262ZM262 118H261V120L260 121H262ZM98 119H100V118H98ZM148 119V118H147ZM164 119V118H163ZM171 119V118H170ZM179 119H180V117H179ZM237 119H239V120H242V118H237ZM245 119V118H244ZM156 120V119H155ZM169 120V119H168ZM177 120V119H176ZM198 120V119H197ZM205 120V123H206V119H204ZM209 120V119H208ZM249 120V119H248ZM104 121V120H103ZM119 121V120H118ZM159 121V120H158ZM166 121V120H165ZM178 121V120H177ZM238 120H236V122H237ZM246 121H247V118H246ZM253 122H252V125H253V123H254V119L252 120ZM260 121H258L257 122V124H258V126H261L260 124H259V122ZM144 121L142 120V123H143ZM152 122V121H151ZM167 122V121H166ZM165 122V123H166ZM181 122V121H180ZM185 122V121H184ZM189 122V124L191 123L190 121H188ZM234 122V125L233 126H235V121H233ZM248 122V121H247ZM129 123V122H128ZM127 123V124H128ZM131 123V122H130ZM156 123V122H155ZM155 123H154V125H155ZM164 123V124H165ZM168 123V122H167ZM166 123V124H167ZM194 123V125L196 126V124H198V125H200V121L198 120V122H193ZM202 123V130L203 129H205V130H203L204 132H210L211 130H210V128L211 127H209V130L208 129H206L205 127H204V124H203V122H201ZM232 123V122H231ZM240 123V122H239ZM238 122H237V124H239ZM241 123H245V121L244 122H241ZM250 122H248V124H249ZM113 124V123H112ZM136 124H137V122H136ZM163 124V123H162ZM163 124V125H164ZM173 124V123H172ZM172 124H171V127H172ZM179 124V123H178ZM180 124H182V123H180ZM179 124V125H180ZM187 124V123H186ZM192 124V123H191ZM221 124V123H220ZM245 124H247V123H245ZM262 124V126H261V128L262 129H260V134L257 132L258 130H256L257 128V125H255V126H252L251 127V133H253L254 132V134H256L258 137L260 136V135H262V134H264L263 132H264V118H263V123H261ZM140 125H143V124H140ZM153 125V124H152ZM162 125V126H163ZM174 125V124H173ZM206 125H208V124H206ZM227 125H229V124H227ZM127 126V125H126ZM156 126V125H155ZM161 126V125H160ZM166 126V125H165ZM168 126V125H167ZM175 126H176V124H175ZM210 126V125H209ZM221 126V127H220ZM232 126V125H231ZM232 126V127H233ZM239 128V130L241 131V132H237L238 133V135H240V137L242 136V130L240 129V125H237ZM245 126V125H244ZM248 126V125H247ZM247 126H245V127H247ZM140 127V126H139ZM142 127V126H141ZM140 127V128H141ZM191 127V126H190ZM194 127V126H193ZM197 127H199V128H201V125L200 126H197ZM204 127V128H203ZM250 127V126H249ZM249 127H247V128H249ZM253 127H255V130H256V132H255V130H253V132H252V128ZM117 128V127H116ZM115 128V129H116ZM164 128H166V127H164ZM163 128V129H164ZM176 128V127H175ZM180 128V127H179ZM189 128V127H188ZM194 128H196V127H194ZM194 128H193V131H194ZM219 128H220V130L222 131V133H219V132H221L220 130H219ZM230 128V127H229ZM235 129H236V127H234ZM241 128H243V127H241ZM247 128H245V131L246 132H244V130H243V132L244 133H246V134H244V139H246L247 137H248V133H250V131H248L247 132ZM112 129V126H111V128L109 129L110 130V133H111V131H113V134L115 133V131L114 130H111ZM118 129H120V127L118 126ZM117 129V130H118ZM141 129H143V127L141 128ZM198 129V128H197ZM214 129V128H213ZM228 129V128H227ZM237 129V130H238ZM258 129H259V127H258ZM138 130H139V128H138ZM145 130V129H144ZM154 130V129H153ZM156 130H158V129H156ZM162 130V129H161ZM207 130V131H206ZM249 130V129H248ZM261 130H263V132L261 131ZM122 131V130H121ZM120 130H118V131H116V132H121ZM126 131V130H125ZM141 131V130H140ZM149 131V130H148ZM171 131H172V129H171ZM198 131V130H197ZM196 131V132H197ZM218 131V132H217ZM226 132H228L227 130H225ZM142 132V131H141ZM145 132V131H144ZM165 132V131H164ZM167 132V131H166ZM170 132V131H169ZM180 132H182V131H180ZM229 132H231L230 130H229ZM124 133V132H123ZM127 133V132H126ZM135 133H137V131H135L134 132V134ZM148 133V132H147ZM147 133H145L146 135H147ZM172 133V132H171ZM173 133H175V132H173ZM183 133V132H182ZM201 133V132H200ZM225 133V132H224ZM232 133H234V132H232ZM232 133H229V134H232ZM240 133V134H239ZM250 133V134H251ZM154 134H156V133H154ZM193 134V133H192ZM199 134V133H198ZM203 134V133H202ZM209 134H211V132L209 133ZM212 134L211 135H208V137H209V139H210V141L211 140H213V141H211V142H215L214 144H216V140H214L215 139V137H214V139L213 138H210V136L212 137ZM152 135V134H151ZM164 135H166V134H164ZM173 135H175V134H173ZM179 135V134H178ZM204 135V134H203ZM206 135V134H205ZM228 135V134H227ZM247 135V136H246ZM256 135H255V137H256ZM116 136V135H115ZM121 136V135H120ZM139 136H140V134H139ZM171 136V135H170ZM180 136V135H179ZM183 136H184V134H183ZM201 136V135H200ZM214 136V135H213ZM224 136V135H223ZM222 136V137H223ZM232 136V135H231ZM236 136V135H235ZM251 136V135H250ZM252 136H254V135H252ZM118 137V136H117ZM130 137V136H129ZM138 137V136H137ZM137 137H135V138H137ZM155 137H157V135L155 136ZM207 137V138H208ZM228 137H229V135H228ZM238 138V136L235 138V142L236 141H238V139L240 140L241 139V143H243V138ZM258 137H257V142H260V141H258L259 139H258ZM262 137V136H261ZM261 137H259V138H261ZM135 138H134V140H135ZM139 138V137H138ZM138 138H137V140H138ZM176 138H177V136H176ZM180 138H182V137H179V140H181ZM183 138H185V137H183ZM187 138V137H186ZM185 138V139H186ZM201 138H202V136H201ZM200 138V139H201ZM204 138V137H203ZM202 138V139H203ZM230 138V137H229ZM228 138V139H229ZM249 138H251V137H249ZM264 137H262L261 139H263ZM95 139H97V137H95ZM140 139V138H139ZM166 139V138H165ZM178 139V138H177ZM120 140H122V139H120ZM129 140V139H128ZM176 140V139H175ZM178 140V141H179ZM188 140V139H187ZM186 140V141H187ZM208 140V139H207ZM231 140H232V138L229 140L230 142H231ZM246 140H248V139H246ZM264 140V139H263ZM165 141V140H164ZM163 141V142H164ZM178 141H176V143L178 142ZM210 141H208V142H210ZM223 141H225V139H223ZM253 141V140H252ZM252 141H250L251 143H253ZM94 143H95V141H93ZM93 142H92V144H93ZM98 142V141H97ZM134 142V141H133ZM158 142V141H157ZM167 142H168V139H167ZM174 142V141H173ZM179 142H182V141H179ZM184 142V141H183ZM210 142V143H211ZM229 142V143H230ZM240 142V141H239ZM238 142V143H239ZM245 142H247V143H249V140L248 141H245ZM261 142H262V140H261ZM118 143H120V141H118ZM166 143V142H165ZM175 143V142H174ZM173 143V144H174ZM200 143H202V142H200V140H199V144ZM204 143H207V141H205ZM221 143V142H220ZM224 143V142H223ZM226 143V142H225ZM240 143V144H241ZM150 144V143H149ZM148 144V145H149ZM167 144V143H166ZM186 144H187V142H186ZM219 144V143H218ZM218 144H216V146H218ZM258 145L255 147V144H254V147L255 148H253L252 146H251V144H249V146L248 145H245L244 147H245V149L247 148L248 150L247 151H249V150H252V152H254V155H255V153H259V151H260V153L257 155V156H259V157H261V156H263V152H261V150L262 151H264L263 150V148H261V146H259V145H261L262 143H257ZM94 145V144H93ZM99 145V144H98ZM119 145V144H118ZM161 145H162V143H161ZM160 145V146H161ZM168 145H169V143H168ZM184 145V144H183ZM201 145V144H200ZM227 144H225V146H226ZM232 146H234L235 145V143H234V145H233V143L231 144ZM241 145H243V144H241ZM95 147V149L94 148H92V150L94 149V150H97V153H98V151H100L99 149H98V147H97V143L94 145ZM140 146V145H139ZM163 146H165V145H163ZM170 146V145H169ZM168 146V147H169ZM173 146H175V145H173ZM177 146V145H176ZM207 146H209L210 148H212V147H214V146H212V143H211V146H210V144H208ZM221 146H223V145H221ZM237 148H236V147ZM234 147L236 148V149H234V150H237L238 151V147H239V145H235ZM249 148H248V147ZM251 146V147H250ZM263 146H264V142H263ZM100 147V146H99ZM134 147V146H133ZM172 147V146H171ZM229 147H231V146H229ZM229 147H227L226 146V148H229ZM234 147H232V149L234 148ZM104 148V147H103ZM161 149H162V146L160 147ZM179 148V147H178ZM219 149H220V147H218ZM242 148H243V146H242ZM251 148V149H250ZM259 148V149H258ZM261 148V149H260ZM106 149V148H105ZM125 149V148H124ZM129 149H130V147H129ZM137 149V148H136ZM157 149H159V148H157ZM166 149H168V148H166ZM165 149V150H166ZM172 149H173V147H172ZM172 149H169V150H172ZM204 149V148H203ZM214 149V148H213ZM217 149V147L215 148V150ZM218 149V151H222L221 149L219 150ZM258 149V150H257ZM151 150V149H150ZM176 150H177V148H176ZM175 150V151H176ZM192 150V149H191ZM230 150V149H229ZM233 150V151H234ZM242 149H239V151H241ZM244 150V149H243ZM243 150H242V152H243ZM256 150V151H255ZM137 151H138V149H137ZM159 151H161V153H162V150H159ZM175 151H173L172 153H173V155H175L176 156V154H175ZM187 151V150H186ZM217 151V152H218ZM231 151V150H230ZM94 152V151H93ZM135 152H136V150H135ZM134 152V153H135ZM143 152H145V151H143ZM185 152V151H184ZM189 152V151H188ZM187 152V153H188ZM194 152V151H193ZM100 153V152H99ZM128 153V152H127ZM127 153H126V156H127ZM155 153V152H154ZM169 153V152H168ZM171 153V154H172ZM219 153V152H218ZM234 153V152H233ZM249 153V152H248ZM263 153V154H262ZM93 155V156H90V155ZM156 154H157V152H156ZM159 154V153H158ZM179 154V153H178ZM207 154V153H206ZM224 154V155H223ZM231 154V153H230ZM244 154V153H243ZM137 155H138V153H137ZM143 155V154H142ZM173 155H172V157H173ZM185 155H186V153H185ZM188 155V154H187ZM196 155V157H197V154H195ZM218 155V154H217ZM222 155H223V157H222ZM241 155H242V153H241ZM133 156H135V155H133ZM145 156H146V154H145ZM174 156V157H175ZM191 156V155H190ZM202 156V155H201ZM220 155H218L217 157H219ZM234 156H236V155H234ZM244 155H242V156H240V157H242L240 160H243V157ZM248 156H250V155H248ZM91 157V158H90ZM137 157V156H136ZM144 157V156H143ZM147 157V156H146ZM151 157V156H150ZM158 158H159V156H157ZM170 157V156H169ZM182 157V156H181ZM195 157V156H194ZM213 157H214V155H213ZM221 157L222 158H224V160L226 161V158H227V160H228V157H227V155H226V153H223V151H222V153H221ZM251 157V156H250ZM255 157H256V155H255ZM139 158H141V157H139ZM152 158V157H151ZM178 158V157H177ZM176 158V159H177ZM183 158V157H182ZM200 158V157H199ZM204 158V157H203ZM257 158V157H256ZM263 158V157H262ZM92 159V160H91ZM127 159H128V157H127ZM153 159V158H152ZM151 159V160H152ZM160 159V158H159ZM172 159V158H171ZM170 159V160H171ZM180 159V158H179ZM205 159H206V157H205ZM233 159H235V158H233ZM245 159V158H244ZM99 160H101V158L99 157ZM129 160V159H128ZM135 160H137V159H135L134 158V162H135ZM146 160V159H145ZM145 160L143 161V162H145ZM196 160V159H195ZM195 160H193V161H195ZM200 160H202V159H200ZM217 160H218V158H217ZM223 160V159H222ZM221 160V161H222ZM253 160H255V159H253ZM260 160V159H259ZM97 161V160H96ZM125 161V160H124ZM138 161V160H137ZM147 161H148V159H147ZM173 161V160H172ZM185 161V160H184ZM184 161H182V162H184ZM192 161V160H191ZM205 161V160H204ZM220 161V162H221ZM229 161V160H228ZM231 161V160H230ZM233 161H235V160H233ZM248 161V160H247ZM247 161H244V163L245 162H247ZM104 162V161H103ZM150 162H152V161H150ZM156 162V161H155ZM158 162V161H157ZM181 162V161H180ZM249 162V161H248ZM98 164H99V162H97ZM127 163V162H126ZM130 163V162H129ZM129 163H128V165H129ZM141 163V162H140ZM149 163V162H148ZM176 164L178 163V161L176 160V162H175ZM250 163V162H249ZM255 163V162H254ZM260 163H262V165H263V162H260ZM92 164H94L95 165V163L93 162ZM143 164V163H142ZM150 164V163H149ZM155 164H157V163H155ZM169 164H170V162H169ZM190 164V163H189ZM199 164V163H198ZM97 165V164H96ZM100 165H103L102 163L100 164ZM185 165V164H184ZM196 165V164H195ZM203 165V164H202ZM243 165V164H242ZM143 166V165H142ZM152 166V165H151ZM155 166V165H154ZM154 166H152V167H154ZM171 166V165H170ZM182 166V165H181ZM193 166V165H192ZM229 166H231V164L229 163ZM98 167H101V166H99L98 165ZM104 167V166H103ZM103 167L102 168H100V169H102L101 171H103L104 172V170H106V168L103 170ZM184 167H186V166H184ZM191 167V165L189 166V168ZM201 167V166H200ZM203 167V166H202ZM204 167H206V166H204ZM227 167H228V164H227ZM231 167H233V166H231ZM238 167V166H237ZM143 168H146V167H143ZM171 168H174L173 166L171 167ZM179 168V167H178ZM194 168H198V167H194ZM208 168V167H207ZM248 168V167H247ZM251 168V167H250ZM95 169H97V167H95ZM128 169V168H127ZM155 169H156V167H155ZM174 169H176V168H174ZM192 169V168H191ZM196 169H194L195 171H196ZM204 169V168H203ZM216 169V168H215ZM220 169V168H219ZM223 169V168H222ZM235 170L236 168L234 167V168H231L230 170ZM143 169H141V171H142ZM150 170V169H149ZM169 170H171L172 171V169H169ZM179 170H181V169H179ZM197 170H200V169H197ZM233 170V171H234ZM247 170V169H246ZM253 170V167L251 168V171ZM257 170H258V168H257ZM263 170H264V167H263ZM95 172H97V170H94ZM100 170L98 169V172H97V174L98 173H100L99 172ZM128 171H129V169H128ZM138 171V170H137ZM159 171V170H158ZM189 171V170H188ZM187 171V173H189L190 174V172H188ZM236 171V170H235ZM234 171V172H235ZM245 171V170H244ZM139 172H140V169H139ZM139 172H137V173H139ZM143 172V171H142ZM141 172V173H142ZM144 172H145V170H144ZM143 172V173H144ZM147 172H149V171H147ZM178 171H176V173H177ZM183 172H184V170H183ZM193 172V171H192ZM198 172V171H197ZM205 172V171H204ZM219 172H221V170L219 171ZM226 172V171H225ZM239 173H240V171H238ZM237 171L234 173V175L235 176H237L236 178H237V180H238V178H240L241 176H242V178L241 179H243L245 176H243V175H246V173H247V171L246 172H244L245 174H241V176L240 177H238V173ZM254 172V171H253ZM253 172L251 173V174H253ZM140 173V174H141ZM168 173V172H167ZM185 173V172H184ZM228 173H230L231 174V172L229 171L228 172V170H227V173L226 174H228ZM255 173L257 174V173H259V171L258 172H256L255 171ZM101 174V173H100ZM147 174V173H146ZM186 174V173H185ZM191 174H194V173H191ZM190 174V175H191ZM196 174V173H195ZM233 174V173H232ZM250 174V175H251ZM256 174H253V176L255 175V176H257ZM260 174H262V173H260ZM137 175V174H136ZM144 175V174H143ZM152 175V174H151ZM170 175V174H169ZM174 175V174H173ZM190 175H187V177L188 176H190ZM233 175V176H234ZM132 176V175H131ZM142 176V175H141ZM150 176V174L148 175V177ZM170 176H172V175H170ZM170 176H169V178H170ZM195 176V175H194ZM194 176H191V177H188V178H192V177H194ZM223 176V175H222ZM222 176L220 175V177H218V178H221L222 179ZM228 176V175H227ZM233 176H228L230 179H234L235 178V176L233 177ZM254 176V179L255 178H259L260 177V175L258 174V176L259 177H255ZM104 177V178H103ZM133 177V176H132ZM132 177H130L131 178V180L134 178H132ZM157 176H155L154 177V179L156 178ZM173 177V176H172ZM185 177V176H184ZM196 177V176H195ZM200 177V176H199ZM216 177V178H217ZM225 177V176H224ZM228 177H225L226 178V180L224 181V179L223 180H221L220 179V181H224V182H228L227 180H230ZM233 177V178H232ZM106 178V179H105ZM142 178V177H141ZM147 178V177H146ZM173 178H175V177H173ZM197 178V177H196ZM228 178V179H227ZM235 178V179H236ZM251 179V177L249 176H247V178L245 177V181H247V179ZM143 179V178H142ZM148 179V178H147ZM153 179V180H154ZM212 179V178H211ZM249 179H248V182H247V186H248V184H249V186H252V187H254L253 185H252V183L251 182H253L254 183V179L253 180H250L249 181ZM262 179L263 178H261L260 180H259V182L258 183H261L262 182ZM138 180H139V178H138ZM144 180H146V179H144ZM152 180V181H153ZM159 180V179H158ZM166 180V179H165ZM172 180V179H171ZM202 180H203V178H202ZM218 180V179H217ZM258 180V179H257ZM108 181H110V180H108ZM132 181H134V180H132ZM131 181V182H132ZM141 181V180H140ZM139 181V182H140ZM183 181V180H182ZM181 181V182H182ZM200 181V180H199ZM205 181V180H204ZM220 181H217V183L218 184H220ZM244 181V180H243ZM256 181V180H255ZM264 181V180H263ZM150 182V181H149ZM154 182V181H153ZM186 182V181H185ZM188 182V181H187ZM190 182V181H189ZM194 182V181H193ZM222 182H221V184H222ZM230 182V181H229ZM133 183V182H132ZM132 183H130L131 185H133ZM136 183V182H135ZM138 183V182H137ZM146 183V182H145ZM151 183V182H150ZM169 183H170V181H169ZM172 183H175V181L173 182L172 181ZM233 182H230L229 184H231V185H235V183H233ZM237 183H238V181H237ZM240 183V182H239ZM246 183V182H245ZM141 184H142V182H141ZM140 184V185H141ZM149 184V183H148ZM171 184V183H170ZM170 184H168V185H170ZM180 184V183H179ZM186 184V183H185ZM190 184V183H189ZM262 184V183H261ZM136 185V184H135ZM134 185V186H135ZM152 185H155V184H151V187H152ZM167 185V184H166ZM176 185H178V184H176ZM188 185V184H187ZM198 185V184H197ZM199 185H201V184H199ZM227 185V184H226ZM233 185V186H234ZM239 185V184H238ZM259 185V184H258ZM121 186V185H120ZM126 186H130L129 184L128 185H125V187ZM138 186V185H137ZM175 186V185H174ZM179 186V185H178ZM241 186V185H240ZM246 185H245V188H244V186H241L242 188H243V190L244 189H246V187H247ZM248 186V187H249ZM260 187L261 186H263L264 187V185L262 184V185H259ZM132 187V186H131ZM142 187V186H141ZM144 187V186H143ZM181 187V186H180ZM179 187V188H180ZM202 187V186H201ZM200 187V188H201ZM211 187V186H210ZM228 187H231V186H228ZM127 188V187H126ZM134 187H132V190L134 191V189H133ZM153 188H154V186H153ZM176 188V187H175ZM185 188H187V186L185 187ZM189 188V187H188ZM204 188V187H203ZM209 188V187H208ZM208 188H206V189H208ZM220 188H221V186H220ZM232 188V187H231ZM240 188V187H239ZM239 188H238V190H239ZM250 188V187H249ZM257 188H259V187H256V189ZM121 189H124V185H122V188ZM131 189V188H130ZM130 189L129 188H127V190L131 193V191H130ZM145 189V188H144ZM147 189V188H146ZM145 189V190H146ZM169 189H170V186H169ZM181 189V188H180ZM199 189V188H198ZM206 189L204 188L203 190H205L206 191ZM217 189V188H216ZM235 189H237V187L235 188ZM248 189V188H247ZM259 189H262V187L261 188H259ZM259 189H257V190H259ZM107 190L110 192V194H112V195H109V193L107 192ZM126 190V189H125ZM149 190H151V189H149ZM149 190H148V194H149ZM168 190V189H167ZM171 190V189H170ZM192 190V189H191ZM231 190V189H230ZM229 190V191H230ZM241 190V189H240ZM250 190V189H249ZM263 191H264V188L262 189ZM120 191V190H119ZM137 191V190H136ZM153 191V190H152ZM159 191V190H158ZM172 191V190H171ZM170 191V192H171ZM175 191V189L173 190V192ZM193 191V190H192ZM204 191V193H206ZM212 191V190H211ZM214 191V190H213ZM212 191V192H213ZM223 191H225V188H224V190H223V188H222V192ZM235 191V190H234ZM245 191V190H244ZM262 191V192H263ZM117 192V193H116ZM144 192H146V191H143V193ZM154 192H156L155 191V189H154ZM153 192V193H154ZM184 192V191H183ZM197 192H201V191H197ZM203 192V191H202ZM212 192H210V190H209V193L207 192L206 194L207 195H205L204 197L206 198L208 195H210V193H212ZM215 192V191H214ZM217 193H218V191H216ZM228 193V191H225V193ZM240 192H242V190L240 191ZM248 192V190H246L245 192H244V195H246V193ZM260 192V190L258 191V193ZM130 193H127V194H129V195H131ZM133 193V192H132ZM142 193V194H143ZM150 193H152V192H150ZM169 193V192H168ZM180 193V192H179ZM179 193H177V194H179ZM182 193V192H181ZM180 193V194H181ZM189 193H191V192H189ZM189 193L187 194L186 193V195L185 194H183L184 195V197H183V195L182 196H180L179 195V197L178 198H176L173 194H172V192H171V194H172V198H175L173 201H175V200H178L179 198V203L181 204V202H185L186 201V199L188 198V197H190V196H192V195H189ZM217 193H213V194H217ZM225 193H223V194H225ZM243 193V192H242ZM248 193H250V192H248ZM126 194V195H127ZM141 194V192L139 193V195ZM141 194V195H142ZM146 194V193H145ZM144 194V195H145ZM170 194V195H171ZM176 194V195H177ZM203 193H201L200 195H202ZM219 194V193H218ZM217 194V195H218ZM229 194L230 193H228V194H225L226 196L228 195L229 196ZM233 193H231L230 195H232ZM255 194H257V193H254V196H255ZM153 195V194H152ZM151 194L149 195V197H147L148 199H151V201H152V196ZM187 195H188V197H187ZM194 195V194H193ZM196 195H197V193H196ZM199 195V194H198ZM197 195V196H198ZM222 195V194H221ZM220 195V196H221ZM258 195V194H257ZM259 195H260V193H259ZM259 195L257 196V198H255V199H257V201H255V202H253V203H255V204H253L252 203V200L254 199V196H252L251 197V195H250V202H248L249 204H247V203H245L244 204V206L245 205H248V206H245L246 208L248 207V208H253V210L255 209V208H257V211H258V213L256 212V209L254 210L256 213H255V215L252 213L253 212V210L251 211L250 209H248L247 211L251 214L252 213V216L251 215H249V213H247L246 214V212H245V214H244V217H245V215H247V216H249V217H246L247 219H246V221H248L247 223H246V226H248V224H252V225H256L257 227H264V224L263 223H261V226H259V223L256 221V220H258V221H262V219H264L263 217L264 216H262L263 214H264V204H263V206H262V204L261 203H263V202H261L260 203V200H264V198H259V200H258V197H259ZM263 195H264V193H262V197H263ZM131 196H133V195H131ZM135 196L137 197V194L135 193ZM148 196V195H147ZM155 196H157V194H154V197ZM162 196V195H161ZM211 196V195H210ZM209 196V197H210ZM212 196H214V195H212ZM219 196V195H218ZM224 196V195H223ZM235 196H239V195H235ZM234 196V194H233V197H232V200H233V198L235 199L236 197ZM124 197V196H123ZM129 197V196H128ZM146 196H143L142 198H145ZM164 197V195L162 196V198ZM168 197V196H167ZM171 197V196H170ZM187 197V198H186ZM196 197V196H195ZM203 197V198H204ZM240 197H245V196H242V195H240ZM240 197H237V199H239L240 200ZM161 198V197H160ZM166 198V197H165ZM197 198V197H196ZM220 198V197H219ZM230 198V197H229ZM126 199V198H125ZM140 199V198H139ZM148 199H147V201H148ZM159 199V198H158ZM184 200V201H182V200ZM195 199V198H194ZM210 199H212L211 197H210ZM214 200H216L215 199V197L213 198ZM236 199V200H237ZM254 199V200H255ZM141 200V199H140ZM143 200H145V199H143ZM191 199H189V201H190ZM198 200V199H197ZM201 200H202V198H201ZM213 200V201H214ZM230 200V199H229ZM232 200L231 201H229V204H228V206H229V208H231V206H233V205H237V204H235V203H237V201L236 202H234V200H233V204H231V202H232ZM262 200V201H263ZM133 201H134V199H133ZM133 201H131V203H133ZM146 201V200H145ZM144 201V202H145ZM151 201H150V203H151ZM164 201V200H163ZM188 201V199H187V202L188 203H190ZM209 201V200H208ZM220 201V200H219ZM259 201V202H258ZM143 202V203H144ZM155 202V201H154ZM193 202V201H192ZM200 201H198L197 203H199ZM202 202V201H201ZM215 202V204H216V201H214ZM223 202V201H222ZM225 202H226V200H225ZM245 202V201H244ZM243 202V203H244ZM258 202V203H257ZM163 203V202H162ZM174 203H176L175 204V206H179L180 204H178V201L177 202H173V204ZM186 203V202H185ZM188 203H186V204H188ZM195 202H193V204H194ZM196 203V204H197ZM205 203V202H204ZM203 203V204H204ZM228 203V202H227ZM239 203V205H240V201L238 202ZM242 203V202H241ZM124 204H126V203H124ZM147 204V203H146ZM164 204V203H163ZM184 204V203H183ZM190 204H192V203H190ZM201 205H202V208L205 206H203V204L202 203H200ZM260 205V206H262L261 208H263V209H261L260 208V206L258 207L257 205ZM138 205V204H137ZM156 205V204H155ZM171 205V204H170ZM182 205V204H181ZM185 205V204H184ZM199 205V204H198ZM207 205V204H206ZM210 205H211V203H210ZM214 205V204H213ZM226 205V204H225ZM139 206V205H138ZM144 206V205H143ZM146 206V205H145ZM144 206V207H145ZM165 206V205H164ZM168 205H166V207H167ZM173 206V205H172ZM171 206V207H172ZM174 206V207H175ZM190 206V205H189ZM200 206V205H199ZM198 206V207H199ZM209 206V205H208ZM250 206V207H249ZM251 206H253V207H251ZM255 206V207H254ZM140 207V206H139ZM155 207H157V206H155ZM159 207V206H158ZM181 207V206H180ZM182 207H184V206H182ZM181 207V208H182ZM193 208V210L195 209L194 207H197V206H195L194 205V207H193V205L192 206H190V208ZM197 207V208H198ZM217 207V206H216ZM235 207V206H234ZM234 207L232 208V209H234ZM243 207V206H242ZM129 208H130V206H128V211H129ZM134 208V207H133ZM142 208V207H141ZM141 208H138V209H141ZM150 208V207H149ZM162 208H163V206H162ZM179 209V207H175V210L176 209ZM202 208H198V210H200L201 211V209ZM207 209V207H204V209ZM225 208H227L228 209V207H225ZM239 208V207H238ZM240 208H241V205H240ZM259 208V209H258ZM143 210H145L144 208H142ZM177 209V210H178ZM186 209H187V207H186ZM212 209V208H211ZM217 209V208H216ZM220 209V208H219ZM223 209H224V206H223ZM242 209V208H241ZM243 209H244V207H243ZM146 210H148V208H146ZM145 210V211H146ZM156 210V209H155ZM169 210H170V208H169ZM183 210V209H182ZM188 210V209H187ZM186 210V211H187ZM192 210V211H193ZM225 210V209H224ZM231 209H229V211H230ZM234 210H236V209H234ZM233 210V211H234ZM245 210V209H244ZM260 210V211H259ZM263 210V211H262ZM132 211V210H131ZM136 211V210H135ZM139 211V210H138ZM138 211H136V212H138ZM144 211V212H145ZM153 211V210H152ZM171 211H172V209H171ZM181 211V210H180ZM185 211V210H184ZM189 211V213H190V210H188ZM195 211V210H194ZM227 211V213L229 214V212H228V210H225V212ZM232 211V212H233ZM239 211H240V209H239ZM242 211V210H241ZM261 211H262V214H259V212L261 213ZM141 212V211H140ZM147 212V211H146ZM178 212V211H177ZM196 212H199V211H196ZM203 212V214L201 215V214H199V215H201V217H198V215L195 217L196 219H198L199 220V218H201L200 220H203L202 221V224L203 223H205V221H206V218H208L206 215H205V213H204V211H202ZM212 212V211H211ZM221 212H223V210H221ZM225 212H223V213H225ZM235 212V211H234ZM236 212H237V210H236ZM143 213V212H142ZM150 213V212H149ZM181 213V212H180ZM201 213V212H200ZM144 214H146V213H144ZM143 214V215H144ZM154 214V213H153ZM172 214V213H171ZM196 214V213H195ZM194 214V215H195ZM212 214V213H211ZM217 214H219V213H217ZM226 214V213H225ZM224 214V215H225ZM235 214V213H234ZM259 214V215H258ZM137 215V214H136ZM175 215H177V214H175ZM179 215V214H178ZM181 215V214H180ZM191 214H189L188 216H190ZM223 214L221 213V215H220V217H218V219L216 218L215 220L217 221H219V219L221 218V216H222ZM230 215V214H229ZM237 215H238V213H237ZM255 217H254V216ZM262 217H261V216ZM133 216H134V214H133ZM147 216H148V218H151V217H149V215L147 214ZM157 216V215H156ZM206 218H205V217ZM215 214L214 215H212L211 217L212 218H215V217H217V215L215 216ZM234 216H236V215H234ZM258 216H260V217H258ZM142 217V216H141ZM172 217V216H171ZM224 217V219H221V221L222 222H224L225 224L224 225H227L228 226V223L226 224V222H227V219H225V216H223ZM222 217V218H223ZM229 217V218H228ZM226 216V218H228V219H230V217L232 218V213H231V216ZM238 217V219L237 218H235V220H232L233 222H235V221H237V220H239L240 219V217L241 218H243V216H241L240 214H239V216H237ZM252 217V218H251ZM257 217V218H256ZM175 218H176V216H175ZM180 218V217H179ZM190 218H191V216H190ZM195 218H194V220H195ZM203 218V219H202ZM259 218H261V220H259ZM174 219V218H173ZM185 219H187V218H185ZM192 219H193V216H192V218H191V220L190 221H192ZM253 220L254 219V221H250V220ZM256 219V220H255ZM141 220V219H140ZM157 220V219H156ZM170 220H172L171 218H170ZM194 221L195 222V224L196 223H198V224H201V221L199 222V221ZM205 220V221H204ZM223 220H225V221H223ZM241 220V219H240ZM240 220L239 221H237L236 222V224H238L239 222H240ZM187 221L188 220H185V222L187 223ZM190 221H189V224H191L190 223ZM214 222V224L215 223H217V222ZM228 221H230V220H228ZM245 221V219L243 218V222H246ZM257 223H256V222ZM125 222V221H124ZM143 222V221H142ZM147 222H151V220L149 219V221H147ZM153 222V221H152ZM171 222V221H170ZM175 222H177L176 221V219H175ZM174 221H173V223H175ZM210 222V223H209ZM212 221L211 220H209L207 223H209V224H211L212 225V223H211ZM221 222V224L223 225V223ZM232 222V224H231V222H229L230 224H231V226H232V228L234 227L233 225L235 224V223H233ZM251 222V223H250ZM256 224H255V223ZM262 222H264V221H262ZM181 223V222H180ZM219 223H220V221H219ZM136 224H137V222H136ZM145 224V223H144ZM153 224V223H152ZM151 224V225H152ZM177 224H178V222H177ZM188 224V223H187ZM186 224V225H187ZM201 224V226H203V225H206V224H203L202 225ZM221 224H219V226H221ZM230 224H229V226H230ZM235 224V225H236ZM242 223H240V224H238V225H236L237 227L239 226V225H241ZM130 225H131V223H130ZM138 226L140 225V224H137ZM146 225V224H145ZM144 225V226H145ZM148 225L150 226V224L148 223ZM167 225V224H166ZM192 225H193V223H192ZM217 226H218V223L216 224ZM251 225V226H252ZM143 226V225H142ZM147 226V225H146ZM176 226V225H175ZM174 226V227H175ZM182 226V225H181ZM184 226V225H183ZM188 226V225H187ZM195 226V225H194ZM193 226V227H194ZM212 226H215V225H212ZM212 226H211V228H212ZM131 227H132V225H131ZM170 227V226H169ZM173 227V226H172ZM236 227V228H237ZM253 227L254 226H252L251 228H247V231H249L250 229H253ZM257 227H254V230L253 231H258V228ZM136 228H137V226H136ZM171 228V227H170ZM175 228H177V227H175ZM183 228V227H182ZM190 228V227H189ZM220 228V227H219ZM222 228V227H221ZM221 228H220V230H221ZM229 228V227H228ZM232 228H229V229H231L232 230ZM240 228H241V226H240ZM239 228V229H240ZM255 228H257V229H255ZM262 228H260V230H261V235L260 234H258V232L256 233V235L258 234V235H260L261 237V240L263 239V237H262V234H264V229L262 230ZM140 229H141V227H140ZM140 229H138V230H140ZM143 229V228H142ZM154 229H156V228H154ZM158 229V228H157ZM167 229V228H166ZM208 229V228H207ZM210 229V228H209ZM228 229V230H229ZM235 229V228H234ZM243 229V228H242ZM249 229V230H248ZM144 230V229H143ZM169 230V229H168ZM173 230H177V229H173ZM178 230H179V227H178ZM180 230H182V229H180ZM190 230V229H189ZM212 230V229H211ZM227 230V231H228ZM237 230V229H236ZM145 231V230H144ZM156 231V230H155ZM159 231V230H158ZM164 231V230H163ZM206 231H208V230H206ZM217 231V230H216ZM223 231H225L224 230V228H223ZM222 231V232H223ZM230 231V230H229ZM233 231L234 230H232L231 232H230V236L232 237V234H233ZM242 231V230H241ZM246 231V230H245ZM246 231V232H247ZM138 232V231H137ZM140 232V231H139ZM157 232V231H156ZM156 232H155V235H156ZM164 232H166V231H164ZM209 233L211 232V231H208ZM236 232V231H235ZM149 233V232H148ZM157 233H159V232H157ZM187 233V232H186ZM199 233V232H198ZM200 233H201V231H200ZM205 233H207V232H205ZM216 233V232H215ZM220 233V232H219ZM243 233V232H242ZM250 233H253L252 232V230H250L249 231V233L247 234V236L248 235H250V236H252V239L250 238V236L248 237V239L246 240V241H248V243H247V245L249 244V241H250V239L252 240V241H254L253 240V234H250ZM255 233V232H254ZM134 234V233H133ZM152 234H154L153 232H152ZM151 234V235H152ZM163 234V233H162ZM165 234V233H164ZM189 234V233H188ZM192 235H194V233L192 232L191 233ZM203 234V233H202ZM145 235V234H144ZM147 235V234H146ZM158 235V234H157ZM185 235V234H184ZM184 235H183V237L182 238H184ZM187 235V234H186ZM216 235V234H215ZM226 235V234H225ZM237 235V234H236ZM244 235H245V233H244ZM244 235L242 236V238L243 239H241V238H238L237 240H236V238H235V236H233V240L232 241H234L233 242V245H236L237 244V247L239 246V243H241V240H242V243H244V239H245V237H244ZM133 236V235H132ZM135 236V235H134ZM133 236V237H134ZM137 236V235H136ZM139 236H143L142 234L141 235H138L137 237H139ZM149 236V235H148ZM161 236V235H160ZM160 236H157V237H160ZM174 236H175V234H174ZM189 236V235H188ZM191 236V235H190ZM211 236V235H210ZM213 236V235H212ZM217 236V235H216ZM227 236V235H226ZM225 236V237H226ZM230 236H228L227 237V242H228V244H229V241H228V238L230 237ZM239 236V235H238ZM264 236V235H263ZM126 237V236H125ZM203 237H204V239H205V237H206V235L204 236L203 235ZM209 237V236H208ZM214 237V236H213ZM224 237V234H223V238H225ZM239 237H241V236H239ZM258 237V236H257ZM150 238V237H149ZM152 238V237H151ZM161 238V237H160ZM194 238V237H193ZM192 238V239H193ZM197 238V237H196ZM195 238V239H196ZM202 238V237H201ZM200 238V236H199V239H201ZM222 238V239H223ZM250 238V239H249ZM260 238L258 237V238H256V236H254V239H257V240H255L254 242H253V244H255L256 243V241H261L260 240ZM162 239V238H161ZM172 239V238H171ZM186 238H184V242L187 240H185ZM191 239V240H192ZM212 239V237L210 238V240ZM215 239V238H214ZM239 239H241V240H239ZM128 240H130V238H128ZM135 240H136V238H135ZM150 240V239H149ZM178 240V239H177ZM191 240H189V241H191ZM206 240H208L209 241V238L208 239H206ZM225 240V239H224ZM223 240V241H224ZM235 240H236V243H235ZM264 240V239H263ZM262 240V241H263ZM146 241V240H145ZM156 241V240H155ZM175 241V240H174ZM188 241V242H189ZM215 240H213L212 241V243L214 242ZM237 241H238V243H237ZM245 241V242H246ZM252 241L250 242L251 243V247H252ZM158 242H163V241H158ZM168 242H169V240H168ZM182 242V241H181ZM134 243V242H133ZM164 243V242H163ZM179 243V242H178ZM183 243V242H182ZM182 243H180V245L182 244ZM187 243V242H186ZM192 243H194V242H192ZM197 243V242H196ZM201 241H200V248H198V250L199 249H201ZM204 243H205V241H204ZM215 243H216V241H215ZM224 243V242H223ZM226 243V242H225ZM235 243V244H234ZM241 243V244H242ZM135 244V243H134ZM148 244V243H147ZM146 244V245H147ZM175 244V243H174ZM188 244V243H187ZM198 244H195V245H198ZM222 244V243H221ZM227 244V243H226ZM225 244V245H226ZM231 244V243H230ZM240 244V245H241ZM259 245V247H257L258 245ZM262 244V242L261 243H256V247L258 248H256L254 245V248H256V249H252L251 248V250H250V245H246L247 246V248H246V250H247V252L245 251V249H243L244 248V244H242V248H240V251H243V252H239V249L237 250L236 249V251H238L239 252V254L235 257V256H233L235 253H236V251L234 250V248L236 247H232L233 248V252H235L234 254H232V256H227L229 253V251L228 250H230L228 247L229 246H227V247H225V248H228V250H226L225 249V251H228V252H226V253H228V254H226V257H228V260H229V258L230 257H232V259L230 258V262L232 261V263H238V264H240L239 263V261L238 260H243V261H240L241 262V264H244V263H246V259H244L243 257H240V256H242V254L243 253H248V251H249V253L248 254H243V256L244 255H249V254H251L252 256L253 255H255L257 258H258V256H259V259L261 258V255L263 256V258H264V241H263V244ZM127 245V244H126ZM129 245V244H128ZM156 245H157V242H156ZM169 245V244H168ZM176 245V244H175ZM194 245V244H193ZM194 245V246H195ZM198 245V246H199ZM204 245V244H203ZM206 245H207V243H206ZM210 246L209 247H213V246H211V244H209ZM132 246V245H131ZM135 246V245H134ZM151 246H152V244H151ZM158 246V245H157ZM163 246V245H162ZM170 246V245H169ZM174 246V245H173ZM186 246V244L183 246V247H185ZM194 246H192V248H195ZM260 246H261V248H260ZM149 247L150 246H147L146 248H148V250H149ZM152 247H154V246H152ZM152 247H150V248H152ZM159 247H160V245H159ZM180 247H182V246H180ZM197 247V246H196ZM205 247V246H204ZM207 247H208V245H207ZM208 247V248H209ZM231 247V246H230ZM239 247H241V246H239ZM263 247V248H262ZM156 248V247H155ZM164 248V247H163ZM206 248V247H205ZM214 248V247H213ZM218 248H219V246H218ZM222 248H223V250H224V245L222 244ZM129 249H130V246H129ZM158 249V248H157ZM183 249H185V248H183ZM187 249V248H186ZM185 249V250H186ZM197 249V248H196ZM203 249V248H202ZM215 249H217L216 247H215ZM262 249V250H261ZM138 250V249H137ZM137 250H136V253H137ZM161 250V249H160ZM159 250V251H160ZM174 250V249H173ZM188 250V249H187ZM195 250V249H194ZM210 250V249H209ZM214 250V249H213ZM222 250V251H223ZM252 250H253V252H254V254H252ZM255 250H259L258 251V253H257V251L255 252ZM129 251H134V250H129ZM162 251V250H161ZM176 251V250H175ZM174 251V252H175ZM177 251H178V249H177ZM184 251V250H183ZM201 251V250H200ZM206 251V250H205ZM204 251V252H205ZM245 251V252H244ZM261 251V253H259ZM149 252V251H148ZM147 252V253H148ZM155 252H156V250H155ZM191 252V251H190ZM189 252V253H190ZM195 252L197 253L198 251H196L195 250ZM213 252V251H212ZM230 252H232L231 250H230ZM232 252V253H233ZM126 253V254H125ZM133 253V252H132ZM131 253V254H132ZM149 253H151V252H149ZM157 253V252H156ZM183 253V252H182ZM182 253H180L181 254V256L179 255V259H182V260H187V257H184V256H182ZM206 253V252H205ZM224 253V252H223ZM257 255H256V254ZM263 253V254H262ZM165 254V253H164ZM198 254V253H197ZM215 254V253H214ZM213 254V255H214ZM219 254H220V252H219ZM218 254V255H219ZM222 254V253H221ZM241 254V255H240ZM168 255V254H167ZM184 255H185V252H184ZM199 255V254H198ZM200 255H202L201 254V252H200ZM212 255V256H213ZM224 256H225V253L223 254ZM223 255H220V256H222L224 259H225V257L223 256ZM231 255V254H230ZM240 255V256H239ZM251 255H249V256H251ZM145 256H147V254L145 255ZM178 256V255H177ZM191 256H192V254H191ZM217 256V255H216ZM246 256V257H247ZM248 256V262L250 263V262H252L253 260H249V257ZM251 256V257H252ZM255 256L253 257V259H255L254 261H257V259L255 258ZM128 257H130V256H128ZM149 257H151V255L149 256ZM182 257V258H181ZM184 257V258H183ZM234 257H235V259H234ZM239 258L238 260H237V262H236V258ZM245 257V256H244ZM152 258V257H151ZM174 258H176V256L174 257ZM201 258H202V256H201ZM212 258H215V257H212ZM262 258V262H260V263H258V261L256 262L257 264H261V263H264V259ZM217 259V258H216ZM234 259V260H233ZM250 259H252V258H250ZM258 259V260H259ZM158 260H159V258H158ZM157 260V261H158ZM209 260H211V259H209ZM220 260V257L218 258V260L217 261H219ZM221 260H223V259H221ZM226 260H227V258H226ZM244 260H245V262H244ZM168 261V260H167ZM224 261V260H223ZM234 261V262H233ZM260 261V260H259ZM137 262H138V264H141V263H139V258L138 257H135V256H131L130 257V263L128 262V264H137ZM178 263H179V261H177ZM199 262H201V263H199V264H204V262H205V259H202V260H200ZM225 262V261H224ZM247 262V263H248ZM165 263V262H164ZM178 263H175V264H178ZM210 263V262H209ZM229 263V262H228ZM234 263V264H235ZM248 263V264H249ZM253 263V262H252ZM252 263H250V264H252ZM255 263V262H254ZM127 264V263H126ZM179 264H195V263H188V262H185V261H181ZM207 264V263H206ZM213 264H215L214 263V260H213ZM216 264H217V262H216ZM218 264H219V262H218ZM225 264H227V261H226V263ZM229 264H231V263H229Z\"/></svg>", "mask_w": 264, "mask_h": 264}]
</instances>
